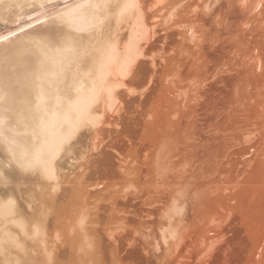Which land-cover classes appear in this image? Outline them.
<instances>
[{
    "label": "bare ground",
    "instance_id": "bare-ground-1",
    "mask_svg": "<svg viewBox=\"0 0 264 264\" xmlns=\"http://www.w3.org/2000/svg\"><path fill=\"white\" fill-rule=\"evenodd\" d=\"M185 0H0V37H5L6 39H0V264H68V262H74L77 258H81V259H77L78 262L77 264L81 263H88L90 264L91 262H88V257H82L84 256L83 254L87 253L85 252L86 250L83 248V246L85 247L86 246V249H88L89 251H94L96 255H98V253L101 251L102 252V249H103V242L104 239H108L105 235H104V232L99 228H101L98 223H96V221H93L94 218L92 217L93 214L94 217H96V214L99 212H93L94 210L95 211H98L100 209L97 210V208L95 209L96 205L94 206L93 204V211L91 210H87L89 209V205L86 203L85 205V202L83 200V202L79 201L82 196H87L86 194H97L98 196H101L100 199H92L91 197L89 198L88 197H85V198H89L90 200H95L97 202V200H100L99 202L101 203V199L104 197V199L106 197H109L108 195H110V189H107L110 188L112 189V193L113 194V198L116 199V202L113 201L114 199L111 198V195H110V200H112V202L115 203V208L117 211H119V209L125 207V209H121V210H126V211H123L126 214H129L130 211L132 212V210H127L129 209V204L131 203V201L133 200V195L130 196V194H128V192L126 193L127 196H125L124 194H122L123 196L120 197V196H117L115 197V187H116V192L117 194L121 195V193H123L125 190H122L121 187H124L123 184H120L122 182L119 181V182H116L115 184L119 185L118 188H117V185L113 184L114 181H113V177L118 176V172L122 169L124 170L123 168L125 166H127L126 168H128V173L125 171V174L128 175L129 174V179H132L134 172L133 170H135L137 167L139 166H133L132 163L129 161H132V160H129V159H133L132 157H134L136 154H135V151L132 150L135 149L138 147V145L140 144V139L142 140V135L140 136L139 135V132L142 131L143 132V129L141 130V127H143V124L142 122L144 121L142 118L141 115H139V120H141L140 124V129L138 128V124L139 122H136L137 124L134 123V125H137V128L136 126L133 127L134 125L131 124V122H134L135 120L138 121V119L136 117H134L135 115L133 114V117L131 115H127L128 116H131L132 117V120H128L126 119L127 121H129V124L127 121L124 120V122H127V123H123L124 126L125 124L128 125V129H126L127 126H125V129L126 131L128 130V132H133L135 131V134L138 135L139 137H142V138H138V136H136L138 139H139V143L137 142V138L134 137V133H129L127 132V135H130L128 138H130L132 135H133V138H130V141L127 139V138H124V139H127L125 141H128L126 144L130 143V145H126L125 143L123 145H126L130 150L133 151L134 153V156H133V153L132 151L130 153H132V156L131 158L127 159L126 156L128 157V154L129 151L127 149V155H124L126 154V152L124 153V151H122V153L120 152V150H125V148L123 149V147L125 146H122V144L120 145V142H117L119 143L120 146H122V149H118L119 150V153L122 154L123 157V163L127 162L128 164H131L130 167H128L129 165H127V163H125L126 165L123 167L121 166L120 168L117 166V165H122L121 164V161H120V157L118 158V156L120 155H117L118 153L116 152V150L114 152H112V154L114 153L115 156L113 155H109L111 154V152L109 153L108 152V146L111 144V143H107L105 147V145H100V146H103L106 151L104 149H102L103 147H100L98 144H102L101 141L103 142L104 141V137H106V135H104V129L102 127H105L107 126L106 125V121L108 120V118L110 119L113 118L112 116H110L111 114L115 113V116L118 117L119 115V111H120V115L119 116H122L123 117V110L121 108H124L122 107V104H125L124 106L126 108H128L127 104L125 103V101H122L121 100V96H122V99L123 97H128L127 95L129 94H132V91L134 92V87L131 86L133 83H136L137 79H139L142 75V73L144 72L143 69H145V72H149L151 75H150V81L152 82V84H154V82H158L157 80H162V77H164V74L162 72H166L168 73L170 71V68H174V67H177V66H173L172 62H174L175 58L180 56L182 57V59L184 58V60L186 59L187 61V58H190L191 60L195 58V54L198 55L199 53V50H194L193 47L190 45L191 43L188 42V39H187V36L184 35L187 33L183 32L182 30H180L179 28L181 27V24L188 21V24H187V27L189 30L193 31L192 29L197 26L196 21H206V20H203V18L205 19V17H208V13H207V16L203 14V18H201L199 15V12L197 14V16L200 17V19H198L197 16H193L194 18H196V20H186V17H189V15L186 13V17L184 14H182V8H180V5H184V2ZM194 0H192V6L195 2H193ZM198 3L200 0H197ZM196 1V2H197ZM202 1V0H201ZM205 2V0H203ZM202 1V2H203ZM208 1V0H206ZM221 1V0H220ZM219 1V2H220ZM187 1H185L186 3ZM201 2V6L204 5L202 4ZM239 3V4H238ZM219 4V3H218ZM187 5V4H186ZM185 5V6H186ZM195 5V4H194ZM197 5V4H196ZM200 5V4H199ZM206 5V4H205ZM264 0H225L224 2L221 3V6L219 8V6L217 7L216 6V10L214 9V14L213 11H212V16L208 17V21L209 22H201L202 23V26L204 24V26L206 27H210V20L211 21H214L215 22V25L216 23L218 24L219 27H216V26H213L211 28H213L215 30V35H218V34H221V35H226V30L229 31L230 30V26L232 27L233 25L234 26H238L237 23V19L240 20L242 19L243 21H245L244 19H248V22L252 21L253 23L255 22V24L257 25L256 27L260 28V29H263L264 27ZM184 6L183 9H186ZM188 6V5H187ZM191 5H189L188 8H190ZM260 6V7H259ZM263 6V8H261ZM214 7V6H213ZM195 8V7H194ZM204 8V7H203ZM206 8V7H205ZM218 8V9H217ZM193 8L189 9V10H192ZM199 9V7H198ZM188 10V9H187ZM206 10V9H204ZM218 10V11H217ZM186 11V10H185ZM184 11V13H185ZM194 11V10H193ZM196 11V10H195ZM194 11V14L195 13ZM217 11V13H216ZM187 12V11H186ZM220 12L222 13L223 12V18L221 17V20L218 22L217 20H215L218 16ZM181 13V14H180ZM192 14V13H191ZM233 14V15H232ZM184 15V17L182 16ZM181 16L184 18H181ZM235 18H234V17ZM220 17V16H219ZM176 18V19H174ZM191 18V16H190ZM189 18V19H190ZM186 20V21H184ZM233 20L234 22L232 23ZM239 20V22H240ZM195 22V23H194ZM199 22V23H200ZM247 22V21H246ZM207 23L209 25H207ZM242 23V22H241ZM245 23V22H243ZM185 24V23H184ZM182 24V25H184ZM233 24V25H231ZM240 24V23H239ZM247 24V23H245ZM245 24H243L245 26ZM250 24V23H249ZM252 24V23H251ZM200 25V24H198ZM242 25V26H243ZM243 26V27H244ZM248 26V25H247ZM186 27V26H184ZM186 27V28H187ZM252 27H254L252 25ZM183 28V26H182ZM239 28V26H238ZM247 28V27H246ZM185 29V28H184ZM183 29V30H184ZM240 29V28H239ZM239 29H235L236 31H238ZM250 30V28H248ZM187 30V29H186ZM188 30V31H189ZM195 30V29H194ZM213 30V31H214ZM234 30V31H235ZM257 30V29H256ZM185 31V30H184ZM200 31V30H199ZM206 31V30H205ZM210 31V29H209ZM231 31V30H230ZM230 31L228 32V34L231 35ZM233 31V30H232ZM241 31V30H240ZM257 31H260V30H257ZM184 33V34H183ZM189 33V32H188ZM201 33V32H200ZM226 33V34H225ZM261 33V32H260ZM193 34V33H192ZM207 34V35H206ZM206 34H203L205 35L204 37L208 36V34H212L211 37L214 35L213 32L212 33H209L207 31ZM234 34V32H233ZM245 34V33H244ZM263 35V33H261ZM202 35V36H203ZM209 35V36H210ZM255 35V34H254ZM259 35V33H258ZM192 36V35H191ZM200 36V37H202ZM208 36V37H209ZM233 36V35H232ZM249 36V35H248ZM251 36V34H250ZM249 36V37H250ZM257 36V34H256ZM264 36V35H263ZM203 37V38H204ZM229 37V36H228ZM240 37V36H239ZM262 37V36H261ZM194 38V37H193ZM207 38V37H206ZM205 38V39H206ZM220 38V37H219ZM217 38V39H219ZM222 38V37H221ZM225 38V36H224ZM231 38V37H230ZM233 38V37H232ZM252 39L253 36L251 37ZM258 38V37H257ZM192 39V37H191ZM197 40H200L198 38H196ZM243 39V38H242ZM256 39V38H255ZM208 40V39H207ZM221 39H219L220 41ZM232 40V39H231ZM246 40V39H245ZM257 40V39H256ZM255 40V41H256ZM264 40V39H262ZM202 41L204 42V39H202ZM251 41V39H250ZM199 42V41H198ZM223 42V41H222ZM226 43V41H224ZM223 42V44H224ZM228 42V41H227ZM257 42V41H256ZM255 42V43H256ZM259 42V40H258ZM263 42V41H262ZM218 43V41H217ZM230 43V42H229ZM233 43V42H232ZM252 43V41H251ZM264 43V42H263ZM206 44V43H205ZM221 44V43H220ZM222 44V45H223ZM244 44V43H243ZM261 44V43H259ZM202 45V44H201ZM207 45V44H206ZM213 45V44H212ZM222 45L220 46V48L222 47ZM226 45V44H225ZM248 45V44H247ZM253 46V45H251ZM257 46V44L255 45ZM260 46V45H259ZM200 47V46H199ZM206 47V46H205ZM204 47V48H205ZM211 47V46H210ZM213 47V46H212ZM229 47V46H228ZM227 47V48H228ZM224 48V46H223ZM222 48V49H223ZM233 48V47H232ZM262 49V47H259ZM264 48V46H263ZM201 49V48H200ZM203 49V48H202ZM207 49V48H206ZM209 49V48H208ZM212 49V48H211ZM244 49V48H243ZM254 49V48H253ZM159 51L158 52V58L155 56V54H157L156 51ZM204 50V49H203ZM203 50H201L202 52H204ZM218 50L220 51V49L218 48ZM247 50V49H246ZM256 51V48L254 49ZM155 51V53L153 52ZM200 51V52H201ZM218 51V52H219ZM243 51V50H242ZM258 51V49H257ZM256 51V52H257ZM261 51V50H259ZM153 52V54H152ZM201 52V53H202ZM217 52V51H216ZM237 52V51H236ZM235 52V53H236ZM210 53V52H209ZM221 53V52H219ZM243 53V52H242ZM247 53V52H245ZM244 53V54H245ZM239 54V53H238ZM258 54V53H257ZM262 54V52H261ZM190 55H192L190 57ZM200 55V53H199ZM198 55V56H199ZM205 56V54H203ZM209 55H212L211 53ZM218 55V53H217ZM252 55V54H251ZM259 55V54H258ZM189 56V57H188ZM207 56V55H206ZM232 56V55H231ZM237 56V55H235ZM244 56V55H243ZM264 56V55H263ZM200 57V56H199ZM197 57V60L194 59V61L197 63L198 61V58ZM208 57V56H207ZM247 57V56H245ZM255 57V56H254ZM262 57V56H261ZM179 58V57H178ZM210 58V57H209ZM236 58V57H235ZM238 58V57H237ZM258 58V57H257ZM181 59V58H180ZM178 59V60H180ZM181 59V60H182ZM204 59V58H203ZM234 59V58H233ZM240 59V58H239ZM263 59V58H262ZM223 60V59H221ZM225 60V59H224ZM236 60V59H235ZM190 60L188 59V62ZM193 61V62H194ZM229 61V60H228ZM238 61H241V60H238ZM255 61V60H254ZM261 61V59H260ZM176 62V61H175ZM185 62L182 60V63H185V65L187 66L189 64V66L191 67V64L193 62ZM214 62V61H213ZM227 62V61H226ZM263 62V61H262ZM261 62V63H262ZM177 63V62H176ZM175 63V64H176ZM180 63V61L178 62ZM188 63V64H186ZM200 63V62H199ZM232 63V62H231ZM174 64V65H175ZM239 65V64H238ZM261 65V64H260ZM181 65H178V67H180ZM182 67H185L182 65ZM181 67V69H177L178 71L182 70L183 68ZM194 67V66H193ZM207 67V66H205ZM214 67V66H213ZM218 67V65L216 66ZM258 67V66H257ZM147 68V69H146ZM172 68V70H173ZM187 68V67H186ZM186 68H184L186 70ZM189 68V67H188ZM219 68V67H218ZM263 68V67H262ZM169 69V70H168ZM176 69L174 68L175 72H178L176 71ZM192 69V68H191ZM221 69V68H220ZM168 70V71H167ZM171 70V72H173ZM188 70V69H187ZM190 70V69H189ZM208 70V69H206ZM239 70V69H238ZM246 70V69H245ZM261 70V68L259 69ZM210 71V70H209ZM212 71V70H211ZM242 71V70H241ZM158 72L162 73L163 76H160V74L158 75ZM164 72V73H165ZM170 72V73H171ZM184 70L181 71V73H183ZM187 71H185L186 73ZM216 72V71H215ZM165 73V74H166ZM174 73V72H173ZM180 73V74H181ZM214 73V71L212 72ZM239 73V72H238ZM241 73V72H240ZM148 74V73H146ZM169 74V73H168ZM172 74V73H171ZM178 74V73H177ZM188 74V73H187ZM229 74V73H228ZM258 74V73H257ZM156 75L157 77L159 78L160 76V79H157L156 78ZM174 75V74H173ZM186 74H184L183 76L180 75L181 77H184ZM217 75V74H216ZM230 75V74H229ZM260 75V74H259ZM143 76V75H142ZM167 76V75H166ZM170 76V75H169ZM179 76V75H175V78ZM211 76V75H209ZM208 76V77H209ZM213 76V75H212ZM252 76V75H251ZM168 77V76H167ZM188 77V76H187ZM186 77V78H187ZM214 77V76H213ZM216 77V76H215ZM220 77V76H219ZM235 77V76H234ZM259 77V76H258ZM147 78V76L145 77ZM148 78H149V75H148ZM166 78V77H164ZM163 78V80H164ZM169 78L171 79V77H168V79H166L167 81H169ZM192 78V77H191ZM207 78V77H206ZM217 78V77H216ZM157 79V80H156ZM180 79V77H179ZM183 78H181V81H182ZM189 79V78H188ZM187 79V80H188ZM214 79V78H213ZM225 79V78H224ZM236 79V78H235ZM252 79V78H251ZM256 79H258L256 77ZM255 79V80H256ZM136 80V81H135ZM148 80V79H146ZM175 80V79H174ZM186 80V81H187ZM190 80V79H189ZM206 80V79H205ZM211 80V79H210ZM216 80V79H214ZM233 80V79H232ZM172 81V80H170ZM169 81V83H170ZM196 81V80H194ZM208 81V80H207ZM145 82V81H144ZM151 82H150V85H151ZM164 82V81H163ZM179 82V81H178ZM219 82V81H217ZM222 82V81H221ZM225 82V81H224ZM243 82V81H242ZM253 82V81H252ZM260 82V81H259ZM258 82V83H259ZM168 83V82H167ZM168 83V85H169ZM177 83V81H176ZM192 83V81H191ZM215 83V82H213ZM156 84H160L159 82L158 83H155ZM165 84V85H164ZM164 88H166V83L164 82ZM171 84V83H170ZM174 84V83H173ZM173 84H171L170 86H172ZM181 84V83H180ZM184 84V83H183ZM220 84V83H218ZM252 84V83H251ZM144 85V83H143ZM147 85V81H146V84ZM176 85V84H175ZM178 85V83H177ZM176 85V86H177ZM199 85V84H198ZM203 85V84H202ZM208 85V84H207ZM239 85V84H238ZM242 85V84H241ZM137 86L138 83H137ZM154 86V85H153ZM162 84H160V86H155L156 87V90H154L155 87H152L153 90H150L151 93L152 91L154 92V94H159L161 88H163ZM169 86V87H170ZM197 86V85H196ZM201 86V85H200ZM255 86V85H254ZM122 87V88H121ZM126 87H129L131 88L127 90L128 91V94L126 93V91H123V90H126L124 88ZM174 88V86H172ZM179 87V86H178ZM223 87V86H222ZM240 87V86H239ZM133 88V89H132ZM151 86H150V89H152ZM159 88V89H157ZM164 88H163V91H164ZM171 88V87H170ZM169 88V89H170ZM186 88V87H185ZM217 88V87H216ZM219 88V87H218ZM236 88V87H235ZM245 88V87H244ZM120 89H123L122 91L125 92L122 93V91ZM138 89V88H136ZM145 88H143V92H138L139 94L137 95H140L144 94L143 95H148L150 94V92L148 93L146 90H144ZM168 87H167V90L166 92L168 91V94H170V91H169ZM203 89V88H201ZM205 89V88H204ZM222 89V88H221ZM253 89V88H252ZM141 90V88H140ZM147 90H149V87L147 88ZM158 90V91H157ZM175 90V89H174ZM174 90L171 92L173 96V92ZM199 90V88H198ZM236 90V89H235ZM263 90V89H262ZM158 93H157V92ZM162 91V90H161ZM162 91V92H163ZM176 91V90H175ZM190 91V90H189ZM202 91V90H201ZM206 91V90H205ZM242 91V90H241ZM161 92V93H162ZM166 92H163V97L164 96H168L167 94L164 95V93ZM177 92V91H176ZM179 92V91H178ZM217 92V91H216ZM180 93V92H179ZM178 93V94H179ZM215 93V92H214ZM258 93V92H257ZM124 96H123V95ZM155 94V95H156ZM219 94V93H218ZM242 94V93H241ZM134 95V94H133ZM132 97L136 98L138 97L139 101H140V96H137V95H134ZM141 95V97L143 96ZM151 95V94H150ZM150 95H148L150 97ZM153 95V93H152ZM151 95V96H152ZM156 97V102H154V99L155 98H152L150 97V99L147 101L146 98L148 99V96H144V101H140L142 102L143 105H139L141 106L142 108L145 107V104L147 105L148 102H149V105L151 104L150 100L152 98L153 102L157 105L158 104V100H162V96L161 98L159 97V95L155 96ZM240 95V94H239ZM252 95V94H251ZM257 95V94H256ZM176 96V95H175ZM198 96V95H197ZM217 96V95H215ZM237 96V95H236ZM244 96V95H243ZM130 97V96H129ZM132 97L130 99H132ZM169 99H167L166 101H169L170 99L172 100V98L170 96H168ZM167 97V98H168ZM184 97V96H183ZM186 97V96H185ZM233 97V96H232ZM132 99L131 101V104L135 101L136 102V99ZM158 98V99H157ZM160 98V99H159ZM192 98V97H191ZM193 98H195V96H193ZM200 98V97H198ZM197 98V99H198ZM202 98H204V96L202 95ZM214 98V97H213ZM254 98V97H253ZM129 99V98H128ZM165 99V97H164ZM189 99V98H188ZM248 99V98H247ZM151 100V101H152ZM171 104L172 102L175 100V98H173V100L171 101ZM183 100V99H182ZM181 100V102H182ZM202 100V99H201ZM208 100V99H207ZM205 101V103L207 102V104L211 105L209 101ZM210 100V99H209ZM128 101V100H127ZM126 101V102H127ZM138 101V100H137ZM137 102L136 104L138 105L140 102ZM164 101H159L160 103L156 106L153 102L152 104H154V107H158V110L157 112L154 111L152 108L151 109H148L146 111V107H145V110L143 108L144 112L143 111V114H146L147 112H151L153 110V112L151 113H148L146 114L147 116H151V114H155L157 113V115L155 116H159L160 114H164L166 113L167 111V114H170L171 113V110L174 109L173 107L174 106H177L176 102H173V106L168 108L170 104H164ZM176 101V100H175ZM200 101V100H199ZM124 102V103H123ZM130 102V100H129ZM134 102V103H135ZM161 102L163 103V105H161ZM168 102V103H170ZM198 102V101H196ZM245 102V101H244ZM133 103L132 106H134L135 104ZM180 103V102H179ZM183 103V102H182ZM141 104V103H140ZM184 104V103H183ZM186 104V102H185ZM184 104V105H185ZM195 104V103H193ZM192 104V105H193ZM202 104V103H201ZM206 104V105H207ZM225 104V103H224ZM130 105V104H129ZM167 105V106H166ZM180 105V104H179ZM204 105V104H203ZM208 105V106H209ZM131 106V105H130ZM138 106V109L139 108ZM162 106L163 108L160 109ZM164 106H166L167 110H164ZM188 106V105H186ZM195 106V105H194ZM207 106V108H208ZM252 106V105H251ZM250 106V107H251ZM137 107V106H135ZM134 107V108H135ZM148 107V105H147ZM180 108V106H177V108ZM192 107V106H191ZM216 107V106H215ZM223 107V106H222ZM187 108V107H186ZM194 108V107H193ZM249 108V106H248ZM120 109V110H119ZM132 109V108H131ZM136 109V108H135ZM170 109V110H169ZM183 109V108H182ZM197 109V108H196ZM201 109V108H200ZM210 109V108H209ZM257 109V108H256ZM129 110V109H128ZM133 110V109H132ZM141 110H139L141 112ZM160 110H164V111H161V113H158ZM174 109V112L178 111L177 114L180 113L179 116H181L180 118L183 119V116L185 114V110L181 112V110H176ZM189 110V109H188ZM202 110V109H201ZM126 112H128L126 109H125ZM130 111V110H129ZM187 111V110H186ZM195 111V110H194ZM194 111H192L194 113ZM216 111V110H215ZM173 112V110H172ZM184 112V114H183ZM207 112V111H205ZM247 112V111H246ZM122 113V114H121ZM130 113V112H129ZM191 113V112H190ZM211 113V112H210ZM159 114V115H158ZM203 114V113H202ZM215 114V113H214ZM250 114V113H249ZM253 114V113H252ZM257 114V113H256ZM125 115V114H124ZM126 115V116H127ZM152 115V116H153ZM183 115V116H182ZM195 115V114H194ZM201 115V114H200ZM206 115V114H205ZM210 115V114H208ZM213 115V114H212ZM137 116V114H136ZM165 117L164 115H161L160 117H156L158 120L160 119H165L167 122L169 120L170 123H172V121L170 120H173L172 118L168 117V115L166 117H168V120L163 117ZM174 116H177L176 114H174ZM178 116V117H179ZM197 116V115H196ZM203 116V115H202ZM246 116V115H245ZM249 116V115H248ZM259 116V115H258ZM162 117V118H161ZM201 117V116H200ZM208 117V116H207ZM212 117V116H211ZM134 118V120H133ZM136 118V119H135ZM147 120L148 117H146ZM155 118V117H153ZM170 118V119H169ZM179 118V119H180ZM186 117L184 116V119ZM203 118V117H202ZM209 118V117H208ZM115 119V118H114ZM122 119V118H121ZM120 119V120H121ZM144 119H145V116H144ZM180 119V120H181ZM197 119V118H195ZM208 121L207 118H205ZM205 119H203V121H205ZM247 119V118H246ZM245 119V120H246ZM250 119V118H249ZM111 120V119H110ZM119 120V123L122 121ZM151 120V119H150ZM156 120V119H155ZM164 120V122H166ZM176 121V118L174 119ZM178 120V118H177ZM179 120V121H180ZM187 119H185L186 121ZM189 120V119H188ZM187 120V121H188ZM202 121V119H200ZM199 120V121H200ZM213 120V119H212ZM210 120V121H212ZM255 120V119H254ZM262 120V118H261ZM131 121V122H130ZM184 120H181L180 122L183 123ZM184 121V123H185ZM186 121V122H187ZM195 121V120H193ZM198 121V122H199ZM107 121V124H111L115 121H112V122H109ZM118 122V121H116ZM151 122L150 124H152V120L149 121ZM149 122L147 123L149 125ZM161 120H160V123L159 125L161 124ZM166 122V123H167ZM174 122V121H173ZM254 122V121H253ZM144 123V122H143ZM157 123V125H158ZM175 123V122H174ZM177 123V121H176ZM181 123V124H182ZM183 123V124H184ZM200 123V122H199ZM202 123V122H201ZM205 123V122H203ZM117 124V123H116ZM121 124V123H120ZM131 124V125H130ZM146 124V126H147ZM154 124V123H153ZM179 124V123H178ZM210 124V123H209ZM119 125V124H118ZM132 126V129L131 127ZM156 125V124H155ZM174 125V124H173ZM199 125V124H198ZM208 125V123H207ZM102 126V127H101ZM109 126V125H108ZM116 126L115 128H118L119 126H122V125H114ZM168 126V125H167ZM189 126V125H188ZM104 127V128H105ZM110 127L112 128V124L110 125ZM110 127H107V129ZM123 127V126H122ZM159 127V126H158ZM164 127V126H162ZM170 127V126H169ZM206 127V125H205ZM212 127V126H211ZM103 130H102V129ZM114 128V129H115ZM135 128V129H134ZM145 128V124H144V127ZM173 127H171L172 129ZM191 128V127H190ZM195 129H197L196 127H194ZM106 129V128H105ZM107 129L105 131H107ZM113 129V131H114ZM120 129H122L120 127ZM119 129V130H120ZM131 129V130H129ZM139 129V130H137ZM154 129V128H153ZM157 129V128H156ZM165 128H160L158 129V131L160 130V132H162L161 130H163ZM193 129V128H192ZM194 129V130H195ZM209 129V128H207ZM205 130L204 132H207L208 130ZM101 130V131H100ZM112 130V129H111ZM124 130V128L121 130V133L120 131L117 133V136L118 134H125L126 131L124 130V133H122V131ZM144 130H147V129H144ZM170 130V129H169ZM168 130V131H169ZM211 130V129H209ZM227 130V129H226ZM259 130V129H258ZM100 131L101 134H103V139L100 140V139H97V138H100L102 137L100 134H98V132ZM110 132V133H113ZM117 130L115 129V132ZM148 131V130H147ZM165 131V130H164ZM182 131V129H181ZM225 131V130H224ZM223 131V132H224ZM115 132L113 133L115 135ZM145 132V131H144ZM159 132V134H161ZM200 132H203V131H200ZM203 132V133H204ZM209 132V131H208ZM207 132V133H208ZM227 132V131H226ZM260 132V131H259ZM108 133V138H109V135L110 133L107 131ZM146 133V132H145ZM153 133V131H152ZM164 133V132H163ZM163 133H162V137L161 135H158L159 137L158 138H162L163 139ZM168 133V132H167ZM172 133V132H171ZM168 134V135H171ZM181 133V132H180ZM193 134V132H191ZM198 133H199V130H198ZM99 137H97L98 135ZM111 134V138H112V135ZM157 134V133H156ZM165 134V133H164ZM197 134V133H196ZM209 134V133H208ZM207 134V135H208ZM96 135V137H94ZM147 135V134H146ZM174 134H172V137H173ZM180 135V134H179ZM184 135V134H183ZM203 135V134H202ZM206 135V134H204ZM206 135V136H207ZM215 136V134H213ZM211 134V137L213 136ZM150 136V134H149ZM240 136V135H239ZM94 137V138H93ZM124 135H122V138L121 140L123 139ZM125 137H126V134H125ZM157 137V136H156ZM168 136H165V139L167 138ZM171 137V136H170ZM168 137V139L170 138ZM180 137L182 138V136L180 135ZM179 137V138H180ZM235 137V136H234ZM260 137V136H259ZM92 139L90 141V139ZM107 138V140H108ZM115 138V137H113ZM117 138V137H116ZM120 138V137H119ZM119 138H117V140H119ZM137 140H135V139ZM145 138V137H144ZM184 138V137H183ZM196 138V137H195ZM198 138V137H197ZM238 138V137H237ZM263 138V136H262ZM89 139V144H95L94 145V148L91 147L90 145H88L86 142V140ZM98 141V144H96V141ZM163 139V144H167L165 142H167V139L165 140ZM172 139V138H171ZM174 139V138H173ZM177 139V138H176ZM185 139V138H184ZM188 139V138H187ZM185 139V140H187ZM193 139V138H192ZM206 139V138H205ZM111 140V139H110ZM116 141V139H114ZM135 140V141H133ZM149 140V143H150V139ZM154 140V139H153ZM182 140V139H180ZM198 140V139H197ZM245 140V139H244ZM263 140V139H262ZM106 141V139H105ZM105 141L103 143H105ZM113 141V140H112ZM113 141L112 143H115L116 142ZM123 140V142H125ZM132 141L135 143H138L137 144V147L134 148V146H136V144L133 143L132 145V148L131 147V144H132ZM143 141V140H142ZM142 141H141V146H142ZM156 141V140H155ZM161 140H157V142ZM174 141V140H173ZM176 141H179V140H176ZM207 141V140H206ZM95 142V143H93ZM110 142V141H108ZM122 142V143H123ZM175 142V141H174ZM180 142V141H179ZM188 142V140H187ZM202 142V141H201ZM241 142V141H239ZM257 142V141H256ZM145 143V142H144ZM144 143H143V146H144ZM148 143V141H147ZM153 143V142H152ZM178 143V142H177ZM195 143V142H194ZM199 143V142H198ZM223 143V142H222ZM155 146H156V143L154 142ZM153 144V146H154ZM158 144V143H157ZM161 144H162V141H161ZM188 144V143H187ZM193 144V143H191ZM196 144V143H195ZM201 144V143H200ZM199 144V145H200ZM256 144V143H255ZM264 144V142H263ZM118 145V146H119ZM147 145V144H146ZM145 145V146H146ZM152 145V144H151ZM160 145V144H159ZM158 145V146H159ZM170 145V144H169ZM181 145H184L181 144ZM203 145V144H202ZM91 147V150L96 149V146L99 148L98 151L96 150V153L93 151H91L90 153L92 154H97L99 151L103 152L105 151V156L104 154H101L103 155L102 157L100 156V153L99 152L97 155V159L94 158V157H90V160L93 161V163H90L91 161L88 160L87 162H89V164L85 163L86 165H93L94 164V168L91 167L89 168V166H84L82 169L80 164L78 163H81L82 162V165L83 163L85 162V158L89 159V153L87 152L89 150V148ZM116 146V145H115ZM143 146L141 147V150L143 148ZM144 146V147H145ZM149 146V145H148ZM152 146V148H153ZM193 146V145H192ZM254 147V145H252ZM251 146V147H252ZM256 146V145H255ZM111 148V145L109 146ZM161 147H163V145H161ZM169 147V146H168ZM176 146H174L175 148ZM180 147V146H179ZM183 147V146H182ZM93 148V149H92ZM101 148V150H100ZM109 148V149H110ZM113 148V147H112ZM111 148V149H112ZM116 148V147H114ZM120 148V147H119ZM147 148V146H146ZM144 150V153L145 151H147L144 155H145V160H147V163H148V160L149 159H153L154 155L152 154L154 152V149H153V152L151 151H148V150ZM155 150L159 151L158 149H160V146L157 147H154ZM172 148V149H174ZM186 148V147H185ZM148 149V148H147ZM169 149V148H168ZM177 149V147H176ZM188 149V148H187ZM190 150L191 149H195V146L194 148H189ZM216 149V147H215ZM103 150V151H102ZM114 150V149H112ZM150 150V148H149ZM161 150V149H160ZM227 150V149H226ZM90 151V150H89ZM110 151V150H109ZM126 151V150H125ZM139 151V150H136V152ZM143 151V150H142ZM157 151H155L154 154H157ZM166 151V150H164ZM169 151V150H167ZM179 151V150H178ZM187 151V150H186ZM194 150H191L190 152H192ZM214 151V150H213ZM107 152V154H106ZM116 152V153H115ZM148 152H151V158H149L150 156H148V159H147V156L146 154ZM175 152V151H174ZM189 152V151H188ZM189 152V155L191 154ZM195 152L198 153V157L200 156L201 152H198V151H194L192 152V156H189L187 154V157L189 156V160L188 158H186L189 162H191V158L194 159L196 158L197 155H193L195 154ZM228 152V151H227ZM226 152V153H227ZM163 152L160 151V154H162ZM166 153V152H165ZM184 153V152H183ZM204 153V152H203ZM215 153V152H213ZM87 154V155H86ZM90 154V155H92ZM138 154H142L138 152ZM142 154V157L144 156ZM149 154V153H148ZM159 154V155H160ZM231 154V153H230ZM202 155V154H201ZM208 155L209 152H208ZM250 155V154H249ZM263 155V154H262ZM86 156V157H85ZM96 156V155H95ZM110 156V157H109ZM121 156V158H122ZM157 156V155H156ZM167 156V155H166ZM174 156V155H173ZM179 156V155H178ZM177 156V157H178ZM182 157V155H180ZM264 156V155H263ZM99 157V159H98ZM101 157V159H100ZM104 157V158H103ZM107 157V158H105ZM114 157V159H113ZM130 157V156H129ZM138 158L139 159V156H135V158ZM141 157V158H142ZM160 158V156H157ZM157 157H155L154 159H156ZM208 157V156H207ZM211 157V156H210ZM209 157V158H210ZM219 157V156H218ZM93 160H92V159ZM113 159V160H110V159ZM115 158H118L120 162V164L118 163H114L117 161V159ZM136 158V159H137ZM144 158V157H143ZM163 158V157H162ZM169 158V157H168ZM174 158V157H173ZM213 158V157H212ZM96 161H95V160ZM128 160V161H125V160ZM134 160V163H138V161H141L140 160ZM153 161H156L154 160ZM161 159V158H160ZM178 159H181V158H178ZM183 160V161H186ZM197 159V158H196ZM195 159V160H196ZM106 160V161H105ZM110 160V161H109ZM145 160L142 159V165L145 164ZM149 161V163L151 164L152 161ZM165 160V159H164ZM173 160V159H172ZM84 161V162H83ZM109 161V163H108ZM137 161V162H135ZM160 161V160H159ZM169 161V159L167 160ZM171 161V160H170ZM187 161V162H188ZM112 162V163H111ZM158 162V160L156 161ZM152 163V165H156L157 163ZM163 162V161H162ZM165 162V161H164ZM175 162L177 163V161L175 160ZM174 162V163H175ZM186 162V163H187ZM188 162V163H189ZM196 162V161H195ZM105 163V164H104ZM133 163V164H134ZM148 163V165H150ZM159 163V162H158ZM185 163V162H184ZM197 163V162H196ZM78 164V167H79V170H81V172L79 173L77 170L78 167L76 166ZM109 164V168L111 167L112 164H114L115 166H117L115 169V173L117 172L116 170H119L115 175V176H112L113 174H115L113 171L114 169L112 170L113 166L111 167V169L108 168V166L106 167V165ZM191 164H194L193 162ZM136 165V164H135ZM142 165L141 166V169H142ZM146 166H148L147 164H145ZM158 165V164H157ZM166 165V164H164ZM178 165V164H177ZM77 167V169L75 167ZM102 166L104 168H108L107 171H109L110 173V170L112 171V175L108 173L106 175H104L106 172L105 170H101L102 169ZM114 166V167H115ZM135 167L133 169V167ZM145 166V167H146ZM162 166V165H160ZM229 166V165H228ZM75 170H74V168ZM87 167L88 169L92 172V175H93V181L91 179H88L89 176H91L90 172H86L85 173V169L87 170ZM101 167V168H100ZM143 166V168H145ZM152 167H155V166H152ZM198 167V166H197ZM95 168H97L98 170H96ZM119 168V169H118ZM125 168V169H126ZM132 168V171L131 169ZM140 168V167H139ZM151 168V167H149ZM215 168V166H214ZM72 169V170H71ZM92 169V170H91ZM94 169V170H93ZM171 169V168H170ZM174 169V168H173ZM232 169V168H231ZM73 170L75 172H73ZM100 170V171H99ZM138 171H140V169L137 168ZM137 170H135V173L137 172ZM143 170V169H142ZM153 170V169H152ZM151 170V171H152ZM155 170V169H154ZM252 170V169H251ZM255 170V169H254ZM261 170V169H260ZM70 171V172H69ZM78 173H77V172ZM104 171V174L101 176L99 174V172H103ZM94 172V173H93ZM124 171H120L121 174L124 175L123 178H125V174L122 173ZM132 172L131 174V178H130V173ZM252 173V171H250ZM89 173V174H87ZM147 173V171H146ZM155 173V172H153ZM163 173V172H162ZM240 173V172H239ZM257 173V171H256ZM120 175V177H122ZM140 174L137 172V175ZM144 174H145V171H144ZM149 174V173H148ZM235 174V173H234ZM70 175L72 177H70ZM87 177H86V176ZM96 175V177H95ZM111 175V176H110ZM136 175V176H137ZM147 175V174H146ZM150 175V174H149ZM259 175V174H257ZM99 176V177H98ZM109 176V177H108ZM133 176V177H132ZM139 176V175H138ZM137 176V177H138ZM145 176V175H144ZM144 176L142 178H144ZM183 176V175H181ZM84 177H86V179H84ZM110 177H112L111 181H109L108 179H110ZM116 177V178H117ZM119 177V178H120ZM127 177V176H126ZM127 177V178H128ZM137 177H135L137 179ZM141 177V176H140ZM147 177V176H146ZM176 177V176H175ZM213 177V176H212ZM229 177V176H228ZM249 177V176H248ZM252 177V176H250ZM264 177V176H263ZM83 178V179H82ZM91 178V177H90ZM116 178L114 180H116ZM226 178V177H225ZM233 178V177H232ZM121 179V178H120ZM119 179V180H120ZM126 179V178H125ZM134 179V178H133ZM254 179V178H253ZM256 179V178H255ZM254 179V181H255ZM83 180H86L87 182H91L89 185L92 186V189L89 188V185H85L86 188L83 189V187H85L84 185V182L86 183V181L83 182ZM88 180H91V181H88ZM126 180V181H128ZM147 180H148V177H147ZM146 180V181H147ZM181 180V179H180ZM82 184H80L81 182ZM112 183V185H108L109 182ZM118 181V180H117ZM126 181H124V183H126ZM133 181V180H132ZM140 181V180H139ZM141 181L143 182V179H141ZM140 181V182H141ZM149 181V180H148ZM204 182V181H203ZM109 183V184H110ZM200 183V182H199ZM105 185L104 188L102 189L101 187L99 188L98 186L99 185ZM127 184V183H126ZM180 183H178L179 185ZM79 185V186H78ZM98 185V186H97ZM108 185V187H107ZM82 186V187H81ZM87 186L89 188V190L87 189ZM114 186V187H113ZM260 185L254 187L256 190H257V187H259ZM262 186V185H261ZM264 186V185H263ZM94 187H98L97 189H95ZM127 187V186H126ZM247 187V186H246ZM106 188V192L108 190V195L107 193L104 191V189ZM175 188V187H174ZM262 188V189H260ZM48 189V190H47ZM101 189V193H105L101 195V193H99V191L97 190H100ZM121 191V193H118L120 192L119 190ZM176 189V188H175ZM223 189V188H222ZM79 192H83L81 193L82 195H80V199H78L77 197V194H76V191ZM95 190V191H93ZM181 190V189H180ZM256 190H254L256 192ZM263 191V187H259V189L257 190V193L259 191V195L261 196L260 194V191ZM103 191V192H102ZM127 191V190H126ZM179 191V189L177 190ZM184 191V190H183ZM261 191V192H262ZM114 192V193H113ZM180 192V191H179ZM178 192V193H179ZM140 193V192H139ZM177 193V194H178ZM183 193V192H182ZM181 193V194H182ZM226 193V192H225ZM116 194V195H117ZM173 194V193H171ZM132 198H130L129 196ZM135 195V194H134ZM139 195V194H138ZM223 195V193H222ZM221 195V196H222ZM256 195V194H255ZM49 196V197H48ZM79 196V195H78ZM93 197V195H91ZM78 199L79 203L75 202L76 199ZM97 197V196H96ZM95 197V198H96ZM119 197V199H118ZM124 197V198H123ZM127 197V198H126ZM173 197V196H172ZM175 197V196H174ZM123 198V201L121 200ZM183 198H187V197H183ZM230 198V197H229ZM75 199V200H74ZM88 199V200H89ZM102 199V201L104 200ZM107 200L109 198H106ZM106 199L104 201H106ZM118 199V201H117ZM131 199V200H129ZM219 199V198H218ZM253 199V198H252ZM89 200V201H90ZM91 200V202H92ZM109 200V201H110ZM121 200V201H120ZM126 200H129V203L128 201ZM185 200V199H184ZM187 200V199H186ZM228 200V199H227ZM230 200V199H229ZM259 200V199H258ZM87 201V199L85 200ZM88 201V202H89ZM95 201H93L94 203H96ZM120 201V202H119ZM128 204H125L126 202ZM220 201V200H219ZM262 201V200H261ZM74 202V203H73ZM91 202H89L91 204ZM92 202V203H93ZM98 202V203H99ZM108 202V201H107ZM104 202V205L102 207L105 206L106 209H110L108 206H110L109 202ZM118 202V203H117ZM122 202H125V203H122ZM138 202V201H137ZM140 202V201H139ZM175 203H177V200L174 201ZM173 202V204H174ZM183 202V201H182ZM225 202V200L223 201ZM260 202V201H259ZM259 202H256L258 203L259 205ZM74 204V207H73V204ZM81 203H84V204H81ZM99 203V204H100ZM103 203V202H102ZM102 203L100 205H102ZM106 203V205H105ZM117 203V204H116ZM121 203V204H120ZM142 203V201H141ZM263 203V202H261ZM260 203V204H261ZM76 204V205H75ZM81 206H85L88 207L84 210H86V214L87 213H90L93 212V214H91V216H86L85 213L82 212L83 210V207L81 208ZM98 204V206H99ZM109 204V205H108ZM120 204V205H119ZM125 204V205H123ZM136 204V203H135ZM145 204V202H144ZM142 204V205H144ZM149 204V203H148ZM147 204V205H148ZM172 204V205H173ZM178 204V203H177ZM180 204H182L180 202ZM184 204V203H183ZM219 204V203H218ZM227 204V203H226ZM230 204V203H229ZM234 204V203H232ZM236 204V203H235ZM238 204V203H237ZM88 205V206H87ZM91 205V206H92ZM119 205V207H118ZM123 205V207H122ZM132 205V203H131ZM130 205V207L132 208V206ZM141 205V204H140ZM187 205V204H186ZM222 205V204H221ZM220 205V206H221ZM252 205V204H251ZM264 205V203H263ZM262 205V208H264V206ZM107 206V207H106ZM114 206V204H113ZM174 206V205H173ZM172 206V207H173ZM180 206V205H179ZM185 206V205H184ZM219 206V205H218ZM224 206V204H223ZM238 206V205H237ZM249 206V205H248ZM72 207L74 209H72ZM75 207H76V210H75ZM80 207L82 210H79ZM111 207V206H110ZM118 207V208H117ZM133 207H137L136 205L133 206ZM142 207V206H140ZM175 207H176V204H175ZM186 207V206H185ZM183 207V208H185ZM228 207V206H227ZM230 207V206H229ZM252 207V206H251ZM78 208V209H77ZM101 208V207H100ZM130 208V209H131ZM148 207H146L147 209ZM181 208H182V205H181ZM180 208V209H181ZM195 208V207H194ZM224 208V207H223ZM103 210V208H101ZM136 209V208H135ZM139 209V208H138ZM166 209V208H165ZM175 211L172 209V211L174 213H176V208H174ZM180 209H178V211L180 212ZM209 209V208H208ZM222 209V208H221ZM219 209V210H221ZM226 209V208H225ZM231 209H233L231 207ZM240 209V208H239ZM251 209V208H250ZM256 209V208H255ZM254 209V210H255ZM83 210V211H84ZM112 210H113V207H112ZM137 210V209H136ZM142 210V209H141ZM200 210V209H199ZM203 210V209H202ZM211 210V209H210ZM219 210H216L219 211ZM234 210V209H233ZM231 210V211H233ZM88 211V212H87ZM91 211V212H90ZM107 211V214L109 216V210H106ZM105 210L102 211V212H106ZM128 211V212H127ZM138 211V210H137ZM224 211V210H222ZM229 211V210H228ZM227 211V212H228ZM263 212V210H261ZM261 211H260V215L258 213V216H262L261 215ZM72 212L74 213L72 215ZM85 212V211H84ZM101 212V210H100ZM113 215L111 214V210H110V215L112 216V219H114V222L117 220V218H119L118 216L122 215L119 214L117 216V218L115 217L116 215V212L113 211ZM127 212V213H126ZM136 212V211H135ZM146 212V211H145ZM151 212V211H150ZM208 212V211H207ZM211 212V211H210ZM213 212V211H212ZM123 213V215H124ZM138 213V212H137ZM140 213H142V211H140ZM143 213H144V210H143ZM170 213V212H169ZM172 213V215L174 214ZM214 213V212H213ZM220 213V211L218 212V214ZM224 213V212H223ZM238 213V212H237ZM131 214V213H130ZM147 214V213H146ZM182 214V212H181ZM204 214V213H203ZM226 214V213H225ZM245 214V213H244ZM250 214V213H249ZM263 214V213H262ZM99 215H102L101 213ZM106 215V213H105ZM122 215V216H123ZM134 216V212L133 214H131L130 216ZM137 215V214H136ZM161 215V214H160ZM175 215V214H174ZM216 215V214H215ZM221 215V214H220ZM255 215V213H254ZM50 218H49V217ZM86 216V217H85ZM98 216V215H97ZM114 216V217H113ZM130 216H128V218H130ZM142 215L140 214L139 217H141ZM218 216V215H217ZM225 216V215H224ZM236 216V214H235ZM247 216V215H246ZM49 219H48V218ZM92 219L90 220L89 218ZM100 216H98L99 218ZM107 217V216H106ZM110 217V216H109ZM125 217V216H124ZM127 217V216H126ZM228 217V216H227ZM245 217V216H244ZM75 218V223H72V219ZM78 218V219H77ZM111 218V217H110ZM116 218V219H115ZM177 218V217H176ZM175 218V219H176ZM225 218V217H224ZM248 218V217H247ZM87 220L89 219V221H84V220ZM96 219V218H95ZM104 219V218H103ZM106 219V218H105ZM109 218H107L108 220ZM110 219V220H112ZM119 219H122V217H120ZM145 219V218H144ZM208 219V217H207ZM213 219V218H212ZM215 219V217H214ZM220 219V217L218 218V220ZM228 219V218H225V220ZM231 219V218H230ZM258 219V218H257ZM71 220V221H69ZM105 220V221H107ZM134 220V219H132ZM141 220V219H140ZM138 220V221H140ZM205 220V219H204ZM242 220V219H241ZM250 220V219H249ZM248 220V221H249ZM262 220V218H261ZM264 220V219H263ZM95 222L97 225V227L95 226H90L89 224H91V222ZM113 221V220H112ZM125 221V220H124ZM127 221V220H126ZM129 221V220H128ZM143 221H147V217H146V220H143ZM155 221V220H154ZM201 221V220H200ZM199 221V222H200ZM206 221V220H205ZM212 221V220H211ZM247 221V223H248ZM58 222V223H56ZM63 222V223H62ZM74 222V221H73ZM90 222V223H88ZM99 222V221H97ZM109 223V220L107 221ZM113 223V225H109V227L111 226V229H114L116 227V223ZM119 225H124V223H122L123 221L122 220H117V223H120ZM130 222H133V221H129ZM137 222V221H136ZM175 222V221H174ZM198 222V221H197ZM202 222V221H201ZM223 222V221H222ZM240 222V221H239ZM128 223V224H129ZM171 223V222H170ZM169 223V226H171ZM183 223V222H182ZM189 223V222H188ZM206 223V222H204ZM211 223V222H210ZM216 223V222H214ZM227 223V221H226ZM233 223V222H232ZM242 223V222H241ZM59 224V226L62 224L63 226L61 227V229L59 230H66L69 232L67 233L66 235L67 236H70L67 237L64 235V238H68L70 240L65 242L67 240L64 239V241L62 240V237L60 238V236L62 235L61 233L65 234L66 232L65 231H60V234L59 232H55V231H52L50 233V235H48V230L52 227H54V229H57V228H60V227H56L57 225ZM102 224V223H101ZM106 224V226L108 225L106 222H103V226ZM127 223H125V226L126 228ZM130 224H133L134 225V222L133 223H130ZM141 224V223H140ZM139 224V225H140ZM172 224V223H171ZM175 224V223H174ZM203 224V223H202ZM250 224V223H249ZM248 224V226H249ZM91 228H89V226ZM118 225V224H117ZM133 225H130L131 228H133ZM177 222H176V225L177 226ZM183 225V224H182ZM207 225V224H206ZM209 225V224H208ZM212 225V224H211ZM214 225V224H213ZM233 225V224H231ZM239 225V224H238ZM102 226V225H101ZM124 226V227H125ZM138 225H136L137 227ZM160 226V225H159ZM174 226V225H172ZM171 226V227H172ZM174 226V227H175ZM180 226V225H178ZM185 227H188L186 225H184ZM183 226V227H184ZM203 226V225H202ZM230 226V225H229ZM236 226V225H235ZM234 226V227H235ZM254 226V225H253ZM260 226V225H259ZM56 227V228H55ZM64 227V228H63ZM92 227H95L94 229H97L98 230H94ZM114 227V228H113ZM135 225H134V228H136ZM139 227V226H138ZM201 227V226H200ZM206 227V226H205ZM213 227V226H212ZM105 229V227H102V229ZM108 228V227H107ZM117 229L119 227H116ZM123 228V227H122ZM130 228V227H129ZM128 228V229H129ZM140 228V227H139ZM142 228V227H141ZM165 228V227H164ZM215 228V227H214ZM221 228V227H220ZM226 228V227H224ZM230 228V227H229ZM238 228V227H237ZM259 228V227H258ZM110 229V228H109ZM108 229V230H109ZM111 229H110V232H111ZM121 229V228H120ZM181 229V228H180ZM179 229V230H180ZM184 229V228H183ZM187 229V228H186ZM240 229V228H239ZM242 229V228H241ZM107 230V229H105ZM134 230V229H133ZM174 232H175V228H173ZM198 230V229H197ZM210 230V229H209ZM229 230V229H228ZM243 230V229H242ZM258 230V229H257ZM99 231H102V235H104L103 238H101L102 236L100 235L101 233H99ZM122 231V230H121ZM163 231V230H162ZM166 231V230H165ZM164 231V232H165ZM171 231V230H170ZM186 231V230H185ZM216 231V229H215ZM220 231V229H219ZM222 231L223 228H222ZM236 231V230H235ZM55 232L56 234V237L54 238V233ZM131 232V230H130ZM130 232L128 234H130ZM134 232V231H133ZM168 232V231H167ZM166 232V233H167ZM229 232V231H228ZM261 232V231H259ZM73 233H77L78 235L80 234V236L82 238H80L79 240H82V243H83V246H80L78 247L79 243L77 239V236H76V239H72L73 238ZM115 233V232H114ZM169 233V232H168ZM189 233V232H188ZM208 233V232H207ZM212 233V232H211ZM226 233V232H225ZM232 233V232H231ZM239 233V232H238ZM249 233V232H248ZM247 233V234H248ZM256 233V232H255ZM58 234V235H57ZM106 234V232H105ZM112 234V233H110ZM117 234V233H116ZM118 234L120 235V233L118 232ZM173 234V231L172 233ZM171 234H168V237H170L169 235ZM178 234V233H177ZM180 234V232H179ZM183 234V233H182ZM241 234V233H240ZM239 234V235H240ZM245 234V232H244ZM48 235V236H47ZM115 235V234H114ZM114 235H112L114 237ZM121 235H122V232H121ZM125 236L127 235V233L124 234ZM124 235H122L123 237H125ZM163 235V234H162ZM174 236L176 234H173ZM216 235V234H215ZM220 235V234H219ZM231 235V234H230ZM252 235V234H251ZM256 235V234H255ZM261 235V233H260ZM258 234V236H260ZM52 236V237H50ZM59 239H58V237ZM118 236V235H116ZM144 236V235H143ZM212 236V235H211ZM210 238H213L211 237ZM224 236V234H223ZM236 236V235H235ZM242 235H240L241 237ZM245 236V235H244ZM243 236V237H244ZM250 236V235H249ZM262 236V235H261ZM49 239H47V238ZM50 237V238H49ZM109 237V236H108ZM121 237V236H120ZM118 236V238H120ZM121 237V240L122 238ZM127 237H130L131 236H127ZM179 238L178 236H175V238ZM197 237V236H196ZM216 237V236H215ZM220 237V236H219ZM229 237V235H228ZM238 237V236H237ZM254 237V236H253ZM257 237V236H256ZM58 241V240H61V244L60 243H56L55 240ZM58 240H57V239ZM117 238V237H115ZM129 238V239H130ZM133 238V237H132ZM162 238H164L162 236ZM183 237H181L182 239ZM206 238H207V235H206ZM209 238V237H208ZM209 238V239H210ZM218 238V237H217ZM223 238V237H222ZM226 238V237H225ZM230 238V237H229ZM53 239V240H52ZM135 239V238H134ZM167 239V238H166ZM180 239V238H179ZM177 239V240H179ZM185 239V237L183 238V240H181V242H183ZM188 239V238H187ZM208 239V240H209ZM221 239V237H220ZM219 239V241H220ZM224 239V238H223ZM254 239V238H252ZM258 239V238H256ZM261 239V238H259ZM51 240V242H50ZM111 240V239H110ZM114 240V238H113ZM128 240V238H127ZM136 240V239H135ZM161 240V238H160ZM165 240V239H163ZM212 240V239H211ZM214 240V239H213ZM212 240V242H213ZM227 240V239H225ZM251 240V239H250ZM52 241H54V244H52ZM72 241V242H71ZM75 241V242H73ZM103 241V242H102ZM107 241V240H106ZM116 241V240H114ZM118 241V240H117ZM116 241V242H117ZM120 241V240H119ZM124 241H125V238H124ZM129 241V240H128ZM157 241V240H156ZM188 241V240H187ZM192 241V240H190ZM215 241L217 242V240L215 239ZM218 241V243H219ZM224 241V240H223ZM222 241V242H223ZM228 241V240H227ZM232 241V239H231ZM237 241V239L235 240ZM253 241V240H252ZM261 241V240H260ZM113 242V241H112ZM111 242V243H112ZM133 242V241H132ZM135 242V241H134ZM165 242V241H164ZM178 242V241H177ZM186 242V241H185ZM184 242V244H185ZM201 242V241H199ZM207 242V241H206ZM215 242V243H216ZM251 242V241H250ZM56 243V244H55ZM71 243V244H70ZM73 243H74V246L78 247V248H74L73 246ZM75 243H77L75 245ZM80 243V244H82ZM107 242H105V248H106V245L108 246L109 244H106ZM109 243V242H108ZM110 243V245H111ZM120 243V242H119ZM124 243V242H123ZM127 243V242H126ZM130 243V242H129ZM142 243V242H141ZM147 243V242H146ZM172 243V242H171ZM180 242H178L177 244L179 245ZM202 243V242H201ZM214 243V245H216ZM224 243V242H223ZM229 243V242H228ZM231 243V242H230ZM234 243V241H233ZM231 243V244H233ZM254 243V241H253ZM259 243V242H258ZM256 246H257V244ZM264 243V242H262ZM261 243V244H262ZM121 244V243H120ZM136 244V242H135ZM137 244H140V243H137ZM175 244V243H174ZM189 244V243H188ZM210 245V243H208ZM221 244V242H220ZM219 244V247L221 248L220 251H222V246H220ZM235 244V243H234ZM233 244V246H234ZM246 244V243H245ZM250 244V243H249ZM108 246L106 248V250L111 247V246ZM118 245V244H117ZM125 245V244H123ZM133 246V244H131ZM130 245V246H131ZM162 245V243H161ZM183 245V244H182ZM195 245V244H194ZM200 245V243H199ZM205 245V243H204ZM214 245H212L214 247ZM222 245H225V244H222ZM228 245V244H227ZM238 245V244H236ZM260 244H258L259 246ZM263 245V244H262ZM71 246L73 247L71 249ZM129 246V247H130ZM135 246V245H134ZM133 246V247H134ZM137 246V245H136ZM140 246V245H139ZM138 249H141V250H138L137 247L136 249L138 251L143 252L144 250L142 248H139ZM185 247V245H183ZM182 246V247H183ZM198 246V244H197ZM211 246V245H210ZM211 246V247H212ZM217 246V245H216ZM230 246V245H229ZM228 246V247H229ZM243 246V245H242ZM241 246V247H242ZM246 246V245H245ZM253 246V245H252ZM114 247V245H113ZM112 247V248H113ZM116 247V245H115ZM120 247V245H119ZM146 247V246H145ZM144 247V249H146ZM168 247V246H167ZM181 247V245H180ZM181 247V250H185V249H182ZM195 247V246H194ZM193 247V248H194ZM204 247V246H203ZM208 248V246H206ZM212 247V249H213ZM227 247V246H226ZM227 247V248H228ZM239 247V246H238ZM240 247V248H241ZM105 248L103 250H105ZM111 248V249H112ZM124 248V246H123ZM127 246L125 247V250H122L123 253L127 252L128 253V256H126L124 263L125 264H133L132 262V257L130 258V254L133 253L131 247L129 249L131 250H127L126 249ZM188 248V247H187ZM192 248V246H191ZM192 248V249H193ZM196 248V247H195ZM232 248V247H231ZM231 248H228V249H231ZM235 248V246H234ZM232 248V249H234ZM239 248V249H240ZM244 248V247H243ZM256 247H254V250H255ZM259 248V247H257ZM256 248V250H257ZM262 248V246H261ZM75 249V250H74ZM82 251H80V250ZM110 249V248H109ZM107 250L106 253H103V255H106L109 257V255H113L114 253H112L111 251L112 250H116L118 249L116 247V249H110V250ZM135 249V248H134ZM133 249V250H134ZM135 249V250H136ZM157 249V248H156ZM211 249V248H210ZM218 249V248H216ZM238 249V248H237ZM237 249L235 248L234 251H237ZM264 249V248H262ZM85 250V251H84ZM87 250V251H88ZM148 251V249H146ZM179 250V251H181ZM187 250V249H186ZM191 250V249H190ZM189 250V252H190ZM194 250V249H193ZM197 250V248L195 249ZM199 250H201L199 248ZM215 250V249H213ZM225 250V249H223ZM243 249H241L242 251ZM248 250V249H247ZM77 251V253H76ZM121 251V252H122ZM130 251V252H129ZM132 251V253H131ZM146 251V252H147ZM153 251V250H152ZM176 251V250H175ZM206 251H208V249H206ZM219 251V252H220ZM227 251V249H226ZM224 251V252H226ZM249 251V250H248ZM252 251V250H251ZM262 251V250H260ZM73 252V254H72ZM81 252V254L79 253ZM85 252V253H84ZM110 252V254H109ZM136 252V251H134ZM155 253V251H153ZM209 252V251H208ZM214 252V251H213ZM212 252V253H213ZM218 252V253H219ZM223 252V251H222ZM253 252V251H252ZM256 252V251H254ZM253 252V253H254ZM101 253V254H102ZM112 253V254H111ZM119 253V252H118ZM117 253V254H118ZM145 253V251H144ZM151 253V252H150ZM149 253V254H150ZM171 253V252H170ZM177 253V252H176ZM182 254V252H180ZM184 253V251H183ZM193 253V252H192ZM198 253V252H197ZM217 253V254H218ZM227 253V252H226ZM228 253H232V252H229ZM238 253V252H237ZM236 253V254H237ZM244 253V252H243ZM241 253V254H243ZM257 253V252H256ZM74 255L72 256V258L75 260H69L70 259V255ZM76 254V255H75ZM80 254V255H79ZM89 253H87L88 255ZM109 254V255H107ZM117 254L115 255V257L117 256ZM186 254V253H184ZM191 254V253H189ZM188 254V255H189ZM210 254V253H209ZM215 254V253H214ZM225 254V253H224ZM222 254V258L226 255ZM227 254V255H229ZM235 254V253H234ZM235 254V255H236ZM246 254V253H245ZM255 254V253H254ZM258 254V253H257ZM262 254V253H261ZM123 255V254H122ZM122 255L120 257H122ZM126 255V253H125ZM124 255V256H125ZM130 255V256H129ZM134 255V254H132ZM142 255V254H141ZM151 255V254H150ZM194 256V254H191ZM203 255V254H202ZM233 255V254H232ZM231 255V257H232ZM239 255V254H238ZM237 255V256H238ZM251 255V253H250ZM249 255V256H250ZM253 255V254H252ZM263 255V254H262ZM106 256H103L106 260H107V257ZM135 256V255H134ZM133 258L136 259L135 257H137V255ZM138 256H140V254H138ZM153 256V255H151ZM165 256V255H164ZM166 256H168L166 254ZM172 256V254H171ZM181 256V255H178V257ZM186 256V255H185ZM184 256V257H185ZM190 256V255H189ZM192 256V258H193ZM213 256V255H212ZM220 256V255H218ZM240 256V255H239ZM244 256V255H243ZM258 256V255H257ZM101 257V256H100ZM99 257V258H100ZM119 257V258H120ZM144 257V256H143ZM170 257V256H169ZM176 257V255L174 256ZM187 257V256H186ZM195 257V256H194ZM199 256H197L198 258ZM211 257V255H210ZM235 256L233 255V258ZM84 258V261H87V262H82ZM96 258V257H95ZM112 258H114L112 256ZM118 258V257H117ZM165 258V257H163ZM172 258V257H171ZM196 258V257H195ZM205 258V257H204ZM209 258V257H208ZM229 258V256H228ZM233 258H231L232 260H234ZM247 258V257H246ZM252 260H253V257H251ZM257 258V257H256ZM256 258L255 261H256ZM264 258V257H263ZM262 258V260H264ZM122 259H124L122 257ZM158 259V258H156ZM161 259V258H160ZM174 259V258H173ZM180 259V258H178ZM177 259V260H178ZM189 259V258H188ZM200 259V258H198ZM196 259V261L198 260ZM206 259V258H205ZM204 259V260H205ZM212 259V258H211ZM211 259L209 260L210 263H211ZM214 259V258H213ZM216 259V258H215ZM214 259V260H215ZM227 259V258H226ZM231 259L229 258V260L231 261ZM240 260V258H237ZM260 259V258H259ZM259 259L256 261V263L259 261ZM109 261H111L110 263L113 264L115 261L112 259H108ZM108 260L105 262L103 261L104 264H106L108 262ZM116 260V259H115ZM119 260V259H118ZM141 260V259H139ZM138 260V261H139ZM166 260V259H165ZM163 259V261H165ZM169 260V258H168ZM175 260V262L177 261ZM186 260V259H185ZM203 260V261H204ZM207 260V259H206ZM207 260V261H208ZM222 261V259H220ZM225 260V259H224ZM236 260V259H235ZM250 260V259H249ZM248 260V261H249ZM260 260V262L262 261ZM80 261V262H79ZM94 261V260H93ZM99 261V260H98ZM97 261V263H99ZM101 261V260H100ZM121 261V260H120ZM119 261V262H120ZM162 261V262H163ZM180 261V260H179ZM183 261V259H182ZM226 261V260H225ZM224 261V262H225ZM228 261V260H227ZM242 261V260H241ZM247 261V260H246ZM75 262V263H76ZM113 262V263H112ZM122 262V261H121ZM120 264H123L121 263ZM137 261H134V264H140L139 263H136ZM142 264H143V261H141ZM172 262V260H171ZM174 262V263H175ZM185 262V261H184ZM192 262V260H191ZM190 262V263H191ZM194 262V261H193ZM200 262V261H198ZM218 262V261H217ZM220 262V261H219ZM238 262V261H237ZM240 262V261H239ZM238 262V263H239ZM250 262V261H249ZM263 262V261H262ZM74 263V264H75ZM159 263V262H158ZM165 263V262H164ZM190 263H187V264H190ZM205 263V262H204ZM229 264V262H226V264ZM235 263V262H234ZM232 263V264H234ZM252 263V262H251ZM250 263V264H251ZM259 263V262H258ZM72 264V263H71ZM102 264V263H101ZM116 264V263H115ZM118 264V263H117ZM144 264H146L144 262ZM166 264H169L168 261H166ZM179 264V263H178ZM183 264V263H182ZM185 264V263H184ZM194 264V263H193ZM199 264V263H198ZM206 264V263H205ZM224 264V263H222ZM253 264H254V261H253ZM260 264V263H259ZM262 264V263H261ZM264 264V262H263Z\"/></svg>",
    "mask_w": 264,
    "mask_h": 264
},
{
    "label": "rangeland",
    "instance_id": "rangeland-1",
    "mask_svg": "<svg viewBox=\"0 0 264 264\" xmlns=\"http://www.w3.org/2000/svg\"><path fill=\"white\" fill-rule=\"evenodd\" d=\"M185 1H187L186 3H185ZM183 3H184V5H180V8H182V14H184L185 15V17H186V13L189 15V17H186V20H191L192 19V17L193 16H197V14H198V12H199V16L201 17V16H203V14H204V16L203 17H205V15L207 16V13L209 14L208 15V17H210V16H212V14H214L215 12H214V9L216 8V6L218 7L219 6V8H220V6H221V3L222 2H224L225 0H208V1H206L205 0V4L200 0L199 1V3H198V1L197 0H194L193 2H195L194 4H193V6H192V0H185ZM197 1V2H196ZM220 1V2H219ZM201 2H202V4H204V5H202L201 6ZM219 3V4H218ZM188 6H187V5ZM197 4V5H196ZM200 4V5H199ZM239 4V3H238ZM186 5V6H185ZM189 5H191L190 6V8H188L189 7ZM184 6H185V8L186 9H183L184 8ZM214 6V7H213ZM264 6V5H263ZM263 6L261 7V8H263ZM195 7V8H194ZM198 7H199V9H198ZM204 7V8H203ZM206 7V8H205ZM260 7V6H259ZM191 8H193L192 10H189V9H191ZM188 9V10H187ZM204 9H206V10H204ZM218 9V8H217ZM187 12H186V11ZM196 10H198L197 11V13H196V11H195V13L196 14H194V11ZM213 11V13H212V11ZM216 10V9H215ZM184 11H185V13H184ZM218 11V10H217ZM217 11H216V13H217ZM212 14H211V13ZM192 13V14H191ZM181 14V13H180ZM218 14H219V12H218ZM220 14H222L223 15V12L221 13L220 12ZM219 14V16L215 19V20H217L218 22L221 20V17L223 18V16L222 15H220ZM184 15H182L183 17H184ZM233 15V14H232ZM181 16V18H183ZM190 16H191V18H190ZM199 16H197L198 17V19H200V17ZM197 17H193V19L192 20H196V18ZM203 17H201V18H203ZM208 17H205V19L203 18V20H206L207 22H209L207 19H208ZM234 17V16H233ZM190 18V19H189ZM207 18V19H206ZM235 18V17H234ZM174 19H176V18H174ZM184 19V18H183ZM237 19V21H238V23H237V25L239 26V28H238V26H234L233 24H231V25H233L232 27L230 26V33H231V35L230 34H228V32L229 31H227L226 30V35H224L225 36V38H224V36L223 35H221V34H218V35H215L214 33H215V30L213 29V28H211V27H213V26H216V27H219L218 26V24L216 23V25H215V22L214 21H211L210 20V27L208 26V27H206V26H204V24H203V26H202V23L204 22V21H201L200 22V20L199 21H196V23L195 24H197V26H195L192 30L193 31H191V30H189L188 29V27H187V24H188V21H186V20H184V21H186V22H184V23H182V24H184V25H182L181 24V27L179 28L180 30H182L183 32H185L186 33V31H187V33L186 34H184V35H186L187 36V39H188V42L189 43H191L190 45L193 47V49L194 50H199V53H200V55H199V53H198V55L200 56H198L197 54H195V55H193V56H195V58L192 56V55H190V57L192 56L195 60H197V57H199L198 58V61H197V63L194 61V59H190V58H187V61H186V59L184 60V58L182 59V57H180V56H178V57H176L175 58V60H174V62H172L173 64V66H177V67H174L175 69L177 68V69H181V67H182V65L183 66H185V67H182L183 69L182 70H184V72L183 73H181V71L182 70H180V71H178L177 69H176V71H178V72H175V70H174V68H173V70H172V68H170V71L168 72V73H166L165 71V73L164 72H162L163 74H164V77H166V78H164V77H162V80H157V79H160V76H163V74L162 73H160V72H158V75L160 74V76H159V78L157 77V75H156V80L160 83V84H162V86H163V88L165 87L164 85V82L166 83V88H164V91H163V88H161V90L163 91V92H166V90H167V87H168V89H169V91H170V94H168V91L166 92V93H164V95L165 94H167L168 96H170L171 98L173 97V98H175V100L173 101V102H176V104H177V102H178V104H177V106H180V108L178 107L177 108V106H174L173 108L174 109H176V110H181V112H182V110L184 111L185 110V114H184V112H183V114H184V116L186 117L185 119H189L187 122L185 121V119H184V116H183V119H181L182 117L181 116H179L180 115V113L179 114H177L178 113V111H176V112H174V109H172V108H170V107H172L173 106V102H172V104H171V102H170V100L169 101H166L167 99H169V97L167 98L166 96H164L165 97V99H164V97L162 96L163 95V92L160 90L159 92V94H154V92L152 91V93H153V95H152V93H151V91L150 90H153V88L152 87H155V86H160V84H156L155 85V83H158V82H154V84H152V82L149 80L150 79V73L149 72H145V69H143V73H142V75H141V77L139 78V79H137V81H136V83H133L131 86H133L134 87V92L131 90V88H129V87H127L128 89H130L131 91H132V94H130V92H129V94H128V91L129 90H127V88L125 87H123L124 89H126V90H123V89H120L121 91L123 90V91H126V93L128 94L127 96L128 97H125L123 94V99H122V96H121V100L122 101H125V103L128 105L127 107L128 108H126L124 105L125 104H122V107H124V108H121L124 112H123V117L122 116H119L120 115V111H119V115H118V117L117 116H115V113H113V114H111L110 116H114L113 118H111L110 117V119L108 118V120L107 121H109V122H112V121H115V122H113V123H111L112 124V128L110 127V123L109 124H107V121H106V127H105V125H104V127L107 129V127H110V129L108 128L107 129V131L110 133V132H112L113 131V129L116 127V126H114V125H117V126H119V125H122V126H119L118 128H115L117 131L115 132V129H114V131H113V133L115 132V135L113 134V133H110V135H109V138H108V133H107V131H105L106 129L104 128V127H102L101 129L104 131V135H106V137L108 138V140H107V138H105L104 137V141H105V139H106V141H105V143H103L102 141H101V143L102 144H98V141L99 140H97V139H100V140H102L103 139V134H101L100 133V131L98 132V134H100L102 137H100V138H97V137H99V135L98 134H96V135H98L97 137H96V135L94 136V137H96L97 139H95V140H97L96 141V144H98L99 146L100 145H105V147L106 146H108V145H106L107 143L109 144V143H111L110 145H111V148L112 149H114V150H112L109 146L107 147L108 148V152L110 153L111 152V154H109L110 156L111 155H113V156H115L117 153V155H120L121 153H122V151H124V153L126 152V154H124V155H127V149H128V151L130 150L126 145H130V143H128V144H126L128 141H125V140H129V142H131L130 141V138H133V135H134V137L135 138H137L136 136H138V135H136V134H138V133H136L135 131V133L133 132V130H132V132L134 133H132L131 131L130 132H128V130L126 131V129H128V125L127 124H125V126H127L126 127V129H125V126H124V124L123 123H127L128 122V124H129V121H127L126 119H130V120H132V117H133V114L135 115L134 117H136L137 119H138V121L137 120H135L134 122H131V124L132 125H134V123L135 124H137L136 122H139V124H138V126L140 125L141 126V124H140V122H141V120H139V115H141L142 116V118L141 119H143L144 121V123L142 122V124H143V127H144V124H145V128H143V127H141V130L143 129V132L142 131H140L139 132V135L141 134L142 135V137H143V135H144V137L142 138V137H139L138 136V138L140 139V138H142V140L140 139V144H141V141H142V146H143V143H144V146L146 145L147 146V148H146V146L144 147L143 146V148H142V150H141V145L139 144L138 145V147H137V144L139 143V139L137 140V139H135V140H137V142L138 143H134L133 141H135V140H133L132 141V144H131V147L130 148H132V145H133V143L134 144H136V146H134V148H136V150H139V151H137L136 152V150L135 149H133L132 148V150H134L135 151V156H139V159L138 160H140L141 159V161H138V163H134V160H137L136 158H135V156H134V153H133V151L132 150H130L129 151V153L128 154H130V155H128V157L126 156V158L127 159H129V158H131V156H132V153H133V156L134 157H132V158H134V160L133 159H129V160H132V161H129V163L131 162L132 163V165L133 166H139V167H137L138 169H140V171H138L137 170V168L135 169V170H137V172L138 173H140V174H138L137 175V172L135 173V170H133V172H134V174L135 175H133V176H135V177H137V179L135 178V177H133L132 179H130V180H128L129 179V174L128 175H126L125 174V171L126 170H128V168H126L127 166H125L126 164L125 163H127V162H125V163H123V157L124 156H122V154L120 155V156H118V158L120 157V161H121V164L122 165H117L118 163L120 164V162H118L119 161V159L118 158H115V159H117V161L116 162H114L119 168L121 167V166H123L124 168V170H122L121 168V170L120 171H124V172H122V173H124L125 174V178H123L124 177V175L123 174H121L120 173V171L119 170H116L119 174H121V176L122 177H120V175L118 174V176L121 178H119V177H117V176H115V175H117L116 173H115V169L114 168H116L117 166H115L114 164H112L111 165V167L113 166V168H112V170L114 169V173L115 174H113L112 173V171L110 170V173H109V171H107L108 170V168H109V161L110 160H113L114 159V157H113V159L111 158L109 161H108V165H106V167L108 166V168H104L103 166H102V169L101 170H105V174H104V171L103 172H99V173H101V174H99V175H106L107 173H108V175L109 174H113L112 176H115V177H113V181H114V183L113 182H109V181H111V179H112V177H110V179H108L109 181H107V182H109L108 183V185H112V183L113 184H115L116 182H119V181H121L122 180V182L120 183V184H123L124 185V187H121L122 188V190H125L123 193H121V191L120 192H118V193H121V195H119V194H117V190H116V187H115V193L117 194H115V197H117V196H120V197H122L123 195L122 194H126L127 192H128V194H130V196L131 195H133V196H131V197H133V200L131 201V203H132V205L133 206H137V207H133L132 205H131V203L129 204V209H127V210H132V212L130 211V213L131 214H133V212H134V216L132 215V216H130L131 214L129 213V214H126L125 215V213L123 212V211H126V210H121V209H125V207H123V205H125V204H127V202L126 201H128V203H129V200H131V199H129V200H126L125 202H122V203H125V204H123L122 205V207L123 208H121V209H119V211H117L116 210V208H115V203L114 202H112V200H110V195H111V198L112 199H114L113 201H115L116 202V199L115 198H113V194H111L112 193V189L109 187V188H107V189H110L109 191L111 192L110 193V195H108V190H107V192L105 191L106 190V188L104 189V191L107 193V195L109 196V197H106V198H109L108 200L106 199V201H104L105 199H104V197L102 198V199H104L103 201H102V199H101V203H102V205H100L101 203L99 202L100 200H97V202L95 201L97 198L98 199H100L101 198V196H98L97 194H91V195H93V197L90 195V194H86L87 196H85V197H88L89 195V198L91 197L92 199H95V200H92V202L93 201H95L96 203H92L91 202V200L89 199V198H85L84 196H82V198L80 199L79 197H80V195H82L81 193H83V192H79V190L78 191H76V194H77V197H78V199H80L79 201H81V200H83L84 202H85V205H86V203L89 205H87L88 207H89V209H87V210H91V211H93V205L95 206L96 205V207H95V209L97 208V210L98 209H100L101 210V212H100V210H98V211H93V212H99V214L101 213L102 215H99L98 213L96 214V217H94V215L95 214H93V212H91V214H93V218H94V220L92 219V217H91V219L93 220V221H96V223H98V225L101 227V228H99V230L101 229L103 232L105 231L106 232V234H105V232H104V235L108 238V239H104V241L105 242H107L106 244H109L110 245V243H111V247H109L110 249L113 247V245H114V249H116V247L118 248V249H116L115 251L114 250H110L109 248V250L112 252V253H114L113 255H109L110 254V252H109V254H107V255H109V257L108 256H106V255H103V253H106V251L108 250H106V248L109 246H107L106 245V248H105V242H103L104 244H103V249L105 248V250H103L102 249V252L100 251L99 253H98V255H96V254H94L95 252L93 251H89L88 249H86V246L84 247L83 246V243H82V240H79L80 238H82L81 236H80V234L78 235L77 233H73L72 235H73V238L72 239H76V236H77V239L76 240H78V242H80V243H82V244H80L79 243V245H78V247H80V246H83V248L86 250H84L85 252H87V253H89L88 255H87V253H85V254H83L84 256H82V257H88V262H91L90 264H104L108 259H110V260H114L115 262L113 263V264H120V262L121 263H123V264H125L124 263V261L123 260H125V258H126V256H128V253L127 252H125L126 253V255H125V253H123V251L122 250H124V251H126L125 250V247L127 246V250L131 247V249H132V251H133V253H132V251H131V253L132 254H134L135 256L137 255V257H135L134 255H132V254H130L129 256H130V258L132 257V262H133V264H134V261H137L136 263H139L140 262V264H142V262L141 261H143V264H144V262L146 263V264H166V261H168L169 262V264H187V263H190L191 262V260H192V262L190 263V264H222V263H224V264H226V262H229V264H232V263H234V264H250L251 262V264H253V261H254V264H263V262H264V260H262V258L264 257V249H262V248H264V243H262V242H264V208H262V205H263V203H264V192L262 191H260V194H261V196L259 195V191H258V193H257V190L259 189V187H263V190H264V144H263V142H264V48H263V46H264V40H262V39H264V27H263V29H260V28H258V27H256L257 25L255 24V22L253 23L252 21L250 22H248V19H244L245 21H243L242 19L240 20V18H239V20H240V22H239V20H238V18H236ZM205 21V22H206ZM232 21V23L234 22L233 20H231ZM247 21V22H246ZM200 22V23H199ZM204 22V23H205ZM242 22V23H241ZM243 22H245V23H247V24H245V23H243ZM240 23V24H239ZM250 23V24H249ZM252 23V24H251ZM198 24H200V25H198ZM206 24V23H205ZM208 23H207V25H209ZM243 24H245V26L243 25ZM244 27H243V26ZM248 25V26H247ZM252 25L254 26V27H252ZM182 26H183V28H182ZM184 26H186V27H184ZM247 27V28H246ZM185 28V29H184ZM248 28H250V30L248 29ZM185 31H184V30ZM187 29V30H186ZM195 29V30H194ZM209 29H210V31H209ZM237 29H239L238 31H236ZM260 30V31H257V30ZM189 30V31H188ZM200 30V31H199ZM206 30V31H205ZM214 30V31H213ZM233 30V31H232ZM235 30V31H234ZM241 30V31H240ZM207 31L209 32V33H212L213 32V36L211 37V35L210 34H208V36H206V37H204L205 35H203V34H206L207 33ZM189 32V33H188ZM201 32V33H200ZM233 32H234V34H233ZM263 33V35L261 34V33ZM193 33V34H192ZM245 33V34H244ZM258 33H259V35H258ZM250 34H251V36H250ZM255 34V35H254ZM256 34H257V36H256ZM192 35V36H191ZM203 35V36H202ZM207 35V34H206ZM233 35V36H232ZM250 37H249V36ZM200 36H202V37H200ZM229 36V37H228ZM240 36V37H239ZM253 36V38L254 39H252L251 37ZM262 36V37H261ZM191 37H192V39H191ZM194 37V38H193ZM204 37V38H203ZM220 37V38H219ZM222 37V38H221ZM231 37V38H230ZM233 37V38H232ZM258 37V38H257ZM196 38H198V39H200V40H197ZM206 38V39H205ZM217 38H219V39H221L220 41H219V39H217ZM243 38V39H242ZM202 39H204V42L202 41ZM208 39V40H207ZM232 39V40H231ZM246 39V40H245ZM250 39H251V41H252V43H251V41H250ZM257 42H256V41ZM258 40H259V42H258ZM199 41V42H198ZM217 41H218V43H217ZM224 41H226V43L224 42V44H223V42ZM228 41V42H227ZM263 41V42H262ZM230 42V43H229ZM233 42V43H232ZM256 42V43H255ZM207 45H206V44ZM221 43V44H220ZM244 43V44H243ZM259 43H261V44H259ZM202 44V45H201ZM213 44V45H212ZM223 44V45H222ZM226 44V45H225ZM248 44V45H247ZM257 44V46H255ZM222 45V47L220 48V46ZM251 45H253V46H251ZM260 45V46H259ZM200 46V47H199ZM206 46V47H205ZM211 46V47H210ZM213 46V47H212ZM223 46H224V48H223ZM229 46V47H228ZM205 47V48H204ZM228 47V48H227ZM233 47V48H232ZM259 47H262V49L261 48H259ZM201 48V49H200ZM204 50H203V49ZM207 48V49H206ZM209 48V49H208ZM212 48V49H211ZM218 48L220 49V51L218 50ZM223 48V49H222ZM244 48V49H243ZM256 48V51H257V49H258V51L256 52L254 49ZM247 49V50H246ZM201 50H203L204 52H202ZM243 50V51H242ZM259 50H261V51H259ZM156 51V50H155ZM155 51H153L154 53H155ZM202 53H201V52ZM217 51V52H216ZM221 52V53H219V52ZM237 51V52H236ZM153 52H152V54H153ZM157 52V54H155V56L157 57L158 56V52L159 51H156ZM212 54V55H209L210 53ZM236 52V53H235ZM243 52V53H242ZM245 52H247V53H245ZM261 52H262V54H261ZM217 53H218V55H217ZM239 53V54H238ZM245 53V54H244ZM259 55H258V54ZM203 54H205V56L203 55ZM252 54V55H251ZM154 55V54H153ZM208 57H207V56ZM232 55V56H231ZM235 55H237V56H235ZM244 55V56H243ZM245 56H247V57H245ZM255 56V57H254ZM262 56V57H261ZM189 57V56H188ZM210 57V58H209ZM236 57V58H235ZM238 57V58H237ZM258 57V58H257ZM158 58V57H157ZM183 61H185V62H188V59L190 60L188 63H190V62H193L192 64H191V67L189 66V64L188 63H186V64H188L187 66L185 65V63H183V64H181L182 63V60ZM204 58V59H203ZM234 58V59H233ZM240 58V59H239ZM263 58V59H262ZM178 59H180V60H178ZM221 59H223V60H221ZM225 59V60H224ZM236 59V60H235ZM260 59H261V61H260ZM229 60V61H228ZM238 60H241V61H238ZM255 60V61H254ZM177 63H176V62ZM180 61V63H178ZM214 61V62H213ZM227 61V62H226ZM263 61V62H262ZM200 62V63H199ZM232 62V63H231ZM262 62V63H261ZM176 63V64H175ZM175 64V65H174ZM239 64V65H238ZM261 64V65H260ZM178 65H181L180 67H178ZM218 65V67H216ZM194 66V67H193ZM205 66H207V67H205ZM214 66V67H213ZM258 66V67H257ZM187 67V68H186ZM189 67V68H188ZM263 67V68H262ZM184 68H186V70L184 69ZM192 68V69H191ZM221 68V69H220ZM261 68V70H259ZM147 69V68H146ZM188 69V70H187ZM190 69V70H189ZM206 69H208V70H206ZM239 69V70H238ZM246 69V70H245ZM169 70V69H168ZM167 70V71H168ZM171 70L174 72H171ZM210 70V71H209ZM212 70V71H211ZM242 70V71H241ZM185 71H187L186 73H185ZM214 71V73H212ZM216 71V72H215ZM172 74H171V73ZM239 72V73H238ZM241 72V73H240ZM146 73H148V74H146ZM178 73V74H177ZM181 73V74H180ZM188 73V74H187ZM230 75H229V74ZM258 73V74H257ZM174 74V75H173ZM184 74H186L184 77H181L180 75H184ZM217 74V75H216ZM260 74V75H259ZM148 75H149V78H148ZM171 77V79L169 78V81L170 80H172V81H170V83L171 84H173L172 86H174V88L172 87V86H170L171 84L169 83V81H167L166 79H168V77ZM170 75V76H169ZM175 75H179V76H177L176 78H175ZM209 75H211V76H209ZM214 77H213V76ZM252 75V76H251ZM147 76V78H145ZM188 76V77H187ZM209 76V77H208ZM217 78H216V77ZM220 76V77H219ZM235 76V77H234ZM259 76V77H258ZM179 77H180V79H179ZM187 77V78H186ZM192 77V78H191ZM207 77V78H206ZM256 77L258 78V79H256ZM163 78H164V80H163ZM181 78H183L182 79V81H181ZM190 80H189V79ZM216 79V80H214V79ZM225 78V79H224ZM236 78V79H235ZM252 78V79H251ZM146 79H148V80H146ZM175 79V80H174ZM188 79V80H187ZM206 79V80H205ZM211 79V80H210ZM233 79V80H232ZM256 79V80H255ZM187 80V81H186ZM194 80H196V81H194ZM208 80V81H207ZM145 81V82H144ZM146 81H147V85H145L146 84ZM164 81V82H163ZM176 81H177V83H178V85H177V83H176ZM179 81V82H178ZM191 81H192V83H191ZM217 81H219V82H217ZM222 81V82H221ZM225 81V82H224ZM243 81V82H242ZM253 81V82H252ZM260 81V82H259ZM150 82H151V85H150ZM169 83V85H168V83ZM213 82H215V83H213ZM259 82V83H258ZM137 83H138V85L139 86H137ZM143 83H144V85H143ZM181 83V84H180ZM184 83V84H183ZM218 83H220V84H218ZM252 83V84H251ZM164 84V85H163ZM177 86H176V85ZM199 84V85H198ZM203 84V85H202ZM208 84V85H207ZM239 84V85H238ZM242 84V85H241ZM154 85V86H153ZM197 85V86H196ZM201 85V86H200ZM255 85V86H254ZM150 86H151V88L152 89H150ZM161 86V87H162ZM170 86V87H169ZM179 86V87H178ZM223 86V87H222ZM240 86V87H239ZM149 87V90H147V88ZM186 87V88H185ZM217 87V88H216ZM219 87V88H218ZM236 87V88H235ZM245 87V88H244ZM122 88V87H121ZM136 88H138V89H136ZM140 88H141V90H140ZM143 88H145L144 90H146L148 93L150 92V94L152 95H150V94H148V95H150V97H152V98H155L154 99V102H156L155 100H156V97H154V95L155 96H157V95H159V97L161 98V96L163 97L162 98V100L160 99V100H158L157 102H158V104L160 103L159 101H162L163 102V100H165L164 101V104H166V102H167V104H170L169 105V107L168 108H170V109H172L173 110V112H172V110H171V113L170 114H167V111H166V113L164 114V110H167L168 108L166 107V106H164V110H160L158 113H161V111H164L163 112V114H158L159 116H155V115H157V113H155L154 115L153 114H151V116H147L146 114H148V113H151V112H153V110L154 111H156L157 112V110H158V107H156L157 108V110H156V108L154 107V102H153V100H152V98H151V100H150V102H151V104L149 105V102H148V107H147V105L145 104V107H146V111L148 110V109H153L151 112H147L146 114H143V111L145 110V107H143L144 108V110H143V108L141 107V106H139V105H143L142 104V102H140V101H144V96H148V95H143V94H141L140 93V95H137V94H139L138 92H143L142 90H143ZM198 88H199V90H198ZM201 88H203V89H201ZM205 88V89H204ZM222 88V89H221ZM253 88V89H252ZM133 89V88H132ZM157 89H159V88H157ZM166 89V90H165ZM177 91H175V90ZM236 89V90H235ZM263 89V90H262ZM154 90H156V87L154 88ZM174 90V92H173V96H171L172 95V91ZM190 90V91H189ZM202 90V91H201ZM206 90V91H205ZM242 90V91H241ZM122 91V93H124L125 94V92H123ZM158 91V90H157ZM156 91V92H157ZM180 93H179V92ZM217 91V92H216ZM162 92V93H161ZM215 92V93H214ZM258 92V93H257ZM137 93V94H136ZM158 93V92H157ZM179 93V94H178ZM219 93V94H218ZM242 93V94H241ZM137 95V96H140V101H139V99H138V97H134L135 99H136V102L134 103L135 105L134 106H132L133 105V103L131 104V102L133 101L132 99H134L133 97H132V95ZM240 94V95H239ZM252 94V95H251ZM257 94V95H256ZM133 95V96H134ZM141 95H143L142 97L144 98H142L141 97ZM176 95V96H175ZM198 95V96H197ZM202 95L204 96V98H202ZM215 95H217V96H215ZM237 95V96H236ZM244 95V96H243ZM130 96V97H129ZM184 96V97H183ZM186 96V97H185ZM193 96H195V98H193ZM233 96V97H232ZM132 97V99H130ZM150 97L148 96V99L146 98V100L148 101L149 99H150ZM192 97V98H191ZM198 97H200V98H198ZM214 97V98H213ZM254 97V98H253ZM124 98H126L125 100H124ZM129 98V99H128ZM173 98H172V100H173ZM189 98V99H188ZM198 98V99H197ZM248 98V99H247ZM142 99V100H141ZM158 99V98H157ZM183 99V100H182ZM202 99V100H201ZM208 99V100H207ZM210 99V100H209ZM129 100H130V102H129ZM132 100V101H131ZM141 103H139L138 105L136 104L138 101ZM171 100V101H172ZM181 100H182V102L185 104V102H186V104L184 105L182 102H181ZM200 100V101H199ZM209 101L210 102V104L211 105H209V104H207V102L205 103V101ZM196 101H198V102H196ZM245 101V102H244ZM152 102L154 103V104H152ZM161 102V105H163V103ZM168 102H170V103H168ZM180 102V103H179ZM124 103V102H123ZM193 103H195V104H193ZM202 103V104H201ZM225 103V104H224ZM131 106H130V105ZM157 104V105H158ZM180 104V105H179ZM193 104V105H192ZM204 104V105H203ZM207 104V105H206ZM156 105V104H155ZM156 105V106H157ZM186 105H188V106H186ZM195 105V106H194ZM209 105V106H208ZM252 105V106H251ZM135 106H137V107H135ZM138 106H139V110H141V112L139 111V110H137L138 109ZM192 106V107H191ZM207 106H208V108H207ZM216 106V107H215ZM223 106V107H222ZM248 106H249V108H248ZM251 106V107H250ZM136 109H135V108ZM161 108L160 109H162L163 107L162 106H160ZM187 107V108H186ZM194 107V108H193ZM133 110H132V109ZM167 108V109H166ZM183 108V109H182ZM197 108V109H196ZM202 110H201V109ZM210 108V109H209ZM257 108V109H256ZM125 109L128 111V112H126L125 111ZM130 111H129V110ZM169 109V110H170ZM189 109V110H188ZM120 110V109H119ZM187 110V111H186ZM195 110V111H194ZM216 110V111H215ZM146 111H144V112H146ZM149 111V110H148ZM192 111H194V113L192 112ZM205 111H207V112H205ZM247 111V112H246ZM130 112V113H129ZM191 112V113H190ZM211 112V113H210ZM117 113H118V111H117ZM117 113H116V115H117ZM128 115H131L132 113V117L131 116H128ZM203 113V114H202ZM215 113V114H214ZM250 113V114H249ZM253 113V114H252ZM257 113V114H256ZM122 114V113H121ZM125 114V115H124ZM136 114H137V116H136ZM174 114H176L177 116H174ZM195 114V115H194ZM201 114V115H200ZM206 114V115H205ZM208 114H210V115H208ZM213 114V115H212ZM127 115V116H126ZM153 115V116H152ZM161 115H168V117H170V118H172L173 120H170V121H172V123H170L169 122V120H168V117H166V119L168 120V122L165 120V119H160L162 122H161V124L159 125V123H160V120H158L156 117H160ZM197 115V116H196ZM203 115V116H202ZM246 115V116H245ZM249 115V116H248ZM259 115V116H258ZM144 116H145V119H144ZM179 116V117H178ZM201 116V117H200ZM209 118H208V117ZM212 116V117H211ZM146 117H148V119L149 120H147V118ZM153 117H155V118H153ZM163 117V116H162ZM161 117V118H162ZM165 117H163V118H165ZM181 117V118H180ZM203 117V118H202ZM115 118V119H114ZM122 118V119H121ZM135 118V119H136ZM169 118V119H170ZM176 118V121H177V123H176V121L174 120ZM177 118H178V120H177ZM184 120L185 121V123H184V121H183V123L182 122H180L181 120ZM195 118H197V119H195ZM205 118H207L208 119V121L209 122H207V120L205 119ZM247 118V119H246ZM250 118V119H249ZM261 118H262V120H261ZM122 121H121V120ZM152 120V124H150L151 122H149V121H151ZM156 119V120H155ZM200 119H202V121L200 120ZM203 119H205V121H203ZM213 119V120H212ZM246 119V120H245ZM255 119V120H254ZM119 120L121 121L120 123H119ZM124 120L125 121H127V122H124ZM133 120H134V118H133ZM164 120L167 122H164ZM180 120V121H179ZM193 120H195V121H193ZM200 120V121H199ZM210 120H212V121H210ZM116 121H118V122H116ZM175 123H174V122ZM200 123H199V122ZM254 121V122H253ZM149 122V125L147 124ZM159 122V123H158ZM202 122V123H201ZM203 122H205V123H203ZM117 123V124H116ZM154 123V124H153ZM157 123H158V125H157ZM179 123V124H178ZM182 123V124H181ZM207 123H208V125H207ZM210 123V124H209ZM119 124V125H118ZM130 124V125H131ZM146 124H147V126H146ZM156 124V125H155ZM174 124V125H173ZM199 124V125H198ZM109 125V126H108ZM129 125V127H131V129H132V126H130ZM168 125V126H167ZM189 125V126H188ZM205 125H206V127H205ZM136 126V128H137V125H134L133 127H135ZM140 126L138 127L139 129H140ZM159 126V127H158ZM162 126H164V127H162ZM170 126V127H169ZM212 126V127H211ZM120 127L123 129L124 128V130L126 131V137H125V134H118V136H117V133L120 131V133H121V130L122 129H120ZM171 127H173L172 129H171ZM191 127V128H190ZM194 127H196L197 129H195ZM154 128V129H153ZM157 128V129H156ZM160 128H165V129H163V130H161L162 132H160V130L158 131V129H160ZM193 128V129H192ZM207 128H209V129H211V130H209V129H207ZM112 129V130H111ZM120 129V130H119ZM131 129H129V130H131ZM135 129V128H134ZM139 129H137V130H139ZM144 129H147V130H144ZM170 129V130H169ZM181 129H182V131H181ZM195 129V130H194ZM208 130L207 132L209 133H207V132H204L205 130ZM227 129V130H226ZM259 129V130H258ZM124 130L122 131V133H124ZM165 130V131H164ZM169 130V131H168ZM198 130H199V133H198ZM225 130V131H224ZM146 133H145V132ZM152 131H153V133H152ZM200 131H203V132H200ZM224 131V132H223ZM227 131V132H226ZM260 131V132H259ZM127 132H128V134L129 133H132L133 135L130 137V138H128L130 135H127ZM159 132L161 133V134H159ZM165 134H164V133ZM168 132V133H167ZM172 132V133H171ZM181 132V133H180ZM191 132H193V134L191 133ZM106 133V134H105ZM157 133V134H156ZM162 133H163V139H165V136H168V137H170L169 139H168V137L166 138L167 139V142H165V143H167V144H163V139L161 138H158L159 136L158 135H161V137H162ZM171 133V135H168V134H170ZM197 133V134H196ZM111 134H113L112 135V138H111ZM147 134V135H146ZM149 134H150V136H149ZM172 134H174L173 135V137H172ZM182 136V138L180 137V135ZM184 134V135H183ZM203 134V135H202ZM204 134H208L207 136L206 135H204ZM211 134L213 135V134H215V136L213 135L212 137H211ZM122 135H124V137H123V139L121 140V138H122ZM140 135V136H141ZM240 135V136H239ZM157 136V137H156ZM235 136V137H234ZM260 136V137H259ZM262 136H263V138H262ZM93 137V138H94ZM113 137H115V138H113ZM119 138V140H117V138ZM180 137V138H179ZM185 139H187L188 140V142H187V140H185ZM196 137V138H195ZM198 137V138H197ZM238 137V138H237ZM124 138H127V139H124ZM172 138V139H171ZM174 138V139H173ZM177 138V139H176ZM193 138V139H192ZM206 138V139H205ZM90 139V138H89ZM89 139H87L86 141V143L88 144V145H90L91 147H93L94 148V145L91 143V144H89L90 142H89ZM111 139V140H110ZM114 139H116V141L114 140ZM148 139H150V143H149V140ZM154 139V140H153ZM165 139V140H166ZM180 139H182V140H180ZM198 139V140H197ZM245 139V140H244ZM263 139V140H262ZM92 139H90V141H91ZM115 141L116 142V144L115 143H112L113 141ZM123 140L125 141V142H123ZM156 140V141H155ZM157 140H161L162 141V144H161V141H160V143H159V141L157 142ZM175 142H174V141ZM176 140H179V141H176ZM207 140V141H206ZM108 141H110V142H108ZM147 141H148V143H147ZM202 141V142H201ZM239 141H241V142H239ZM257 141V142H256ZM92 142V141H91ZM100 142V141H99ZM117 142H120V145L122 144V146H125V147H123V149L125 148V150H120V149H122V146H120L119 145V143H117ZM123 142V143H122ZM153 142V143H152ZM154 142L156 143V146H155V144H154ZM178 142V143H177ZM196 144H195V143ZM199 142V143H198ZM223 142V143H222ZM93 143H95V142H93ZM126 144V145H123V144ZM158 143V144H157ZM184 143V145H181V144H183ZM188 143V144H187ZM191 143H193V144H191ZM201 143V144H200ZM256 143V144H255ZM152 144V145H151ZM153 144H154V146H153ZM160 144V145H159ZM170 144V145H169ZM200 144V145H199ZM203 144V145H202ZM116 145V146H115ZM119 145V146H118ZM149 145V146H148ZM160 146V149H158L159 151H157V150H155V148L154 147H156V149H157V147H159ZM161 145H163V147H161ZM193 145V146H192ZM252 145H254V147L252 146ZM256 145V146H255ZM152 146H153V148H152ZM169 146V147H168ZM174 146H176L177 147V149H176V147L174 148ZM180 146V147H179ZM183 146V147H182ZM194 146H195V149H191V150H196V151H198V152H201V154H200V156L198 157V153L197 152H195V154H193L194 156L195 155H197L196 156V160L194 159V161H193V159L191 158V162H189L190 160H189V156H192V152H194V151H192V152H190L191 150L189 149V148H194ZM252 146V147H251ZM91 147L89 148V146H88V148H89V150L87 151L88 153H89V159H87V158H85V162L83 163V165H82V162L81 163H78V164H80V166H81V168L80 169H82L84 166H89V168L91 167V165H86L87 163L89 164V162L91 161L90 160V157L92 156V157H94V158H96L97 159V156H99V155H97L99 152H101V151H99L97 154H95L96 153V150L98 151V147L96 146V149H95V151H94V149L93 150H91ZM100 147H103V146H100ZM114 147H116V148H114ZM120 147V148H119ZM186 147V148H185ZM215 147H216V149H215ZM98 148V149H97ZM106 148V149H107ZM110 148V149H109ZM117 148L120 150V152L121 153H119V150H117ZM145 148H146V150H148V151H151V152H153V149H154V152L152 153L153 155H154V157L153 156H151L152 154H151V152H148L147 154H146V156L148 155V156H150L149 158H151V157H153V159L155 158V157H157V156H160V158L159 157H157L156 159H154V160H158V162H156V161H153V159L151 160V159H149L148 160V163H149V161L151 160L152 162H151V164L150 165H148V163H147V160H145L146 158H145V153L147 152V151H145V153H144V150H145ZM149 148H150V150H149ZM169 148V149H168ZM172 148H174V149H172ZM188 148V149H187ZM102 149H104L105 151H106V149L103 147ZM227 149V150H226ZM100 150H101V148H100ZM110 150V151H109ZM116 150V154L114 155V153L112 154V152H114ZM164 150H166V151H164ZM167 150H169V151H167ZM179 150V151H178ZM187 150V151H186ZM214 150V151H213ZM95 152L94 154H92V153H90V152ZM103 151V150H102ZM105 151H103V152H101L100 153V156L102 157L103 155H101V154H104L105 153ZM132 151V153H130ZM155 151H157V154H154L155 153ZM160 151L161 152H163L162 154H160ZM175 151V152H174ZM191 153L190 155H189V152ZM228 151V152H227ZM138 152L139 153H141L142 152V154L144 155L143 157H142V154H138ZM166 152V153H165ZM184 152V153H183ZM204 152V153H203ZM208 152H209V154L210 155H208ZM213 152H215V153H213ZM227 152V153H226ZM231 153V154H230ZM90 154H92V155H90ZM106 154H107V152H106ZM160 154V155H159ZM187 154L189 155L188 157H187ZM250 154V155H249ZM263 154V155H262ZM87 155V154H86ZM96 155V156H95ZM157 155V156H156ZM167 155V156H166ZM174 155V156H173ZM179 155V156H178ZM180 155H182V157L180 156ZM104 156H105V154H104ZM109 156V157H110ZM121 156H122V158H121ZM130 156V157H129ZM148 156H147V159H148ZM178 156V157H177ZM208 156V157H207ZM211 156V157H210ZM219 156V157H218ZM86 157V156H85ZM101 157H100V159H101ZM142 157V158H141ZM163 157V158H162ZM169 157V158H168ZM174 157V158H173ZM210 157V158H209ZM213 157V158H212ZM104 158V157H103ZM105 158H107V157H105ZM178 158H181V159H178ZM186 158H188V160L186 159ZM92 159V158H91ZM98 159H99V157H98ZM125 160V161H128V160ZM142 159L143 160H145V164H147L148 166H146L145 164H143L142 165ZM165 159V160H164ZM169 159V161H167ZM173 159V160H172ZM186 159V161H183V160H185ZM88 160H90L89 162H87ZM93 160V159H92ZM95 160V159H94ZM123 160V161H122ZM160 160V161H159ZM171 160V161H170ZM175 160L177 161V163L175 162ZM96 161V160H95ZM106 161V160H105ZM113 161H115V160H113ZM163 161V162H162ZM165 161V162H164ZM189 163H188V162ZM197 163H196V162ZM135 162H137V161H135ZM157 163L156 165H152V163ZM175 162V163H174ZM185 162V163H184ZM187 162V163H186ZM194 163V164H191V163ZM86 163V164H85ZM90 163H93V161H91ZM112 163V162H111ZM134 163V164H133ZM78 164L76 165L77 167H78ZM105 164V163H104ZM136 164V165H135ZM164 164H166V165H164ZM178 164V165H177ZM127 165H129L128 167H130V165L131 164H128L127 163ZM140 165H142V169H141V166ZM160 165H162V166H160ZM229 165V166H228ZM79 166V167H80ZM94 166V164L92 165V167ZM115 166V167H114ZM133 166H131V167H133ZM143 166L145 167V168H143ZM152 166H155V167H152ZM198 166V167H197ZM214 166H215V168H214ZM75 167V166H74ZM73 167V168H74ZM77 167H75L76 169H77ZM79 167H78V169L77 170H79ZM111 167L109 168V169H111ZM149 167H151V168H149ZM75 168H74V170H75ZM85 168V167H84ZM94 168V167H93ZM101 168V167H100ZM118 168V169H119ZM126 168V169H125ZM135 167H133V169H134ZM171 168V169H170ZM174 168V169H173ZM232 168V169H231ZM96 170H98L97 168H95ZM107 169V170H106ZM117 169V168H116ZM131 169V171H132V168H130ZM153 169V170H152ZM155 169V170H154ZM252 169V170H251ZM255 169V170H254ZM261 169V170H260ZM72 170V169H71ZM73 170V172H75ZM83 170V169H82ZM92 170V169H91ZM94 170V169H93ZM152 170V171H151ZM90 172L91 174V176H89V178L88 179H91L92 181H93V175H92V172L88 169V167H87V170L85 169V173L86 172ZM100 171V170H99ZM129 171V170H128ZM128 171H126L127 173H128ZM144 171H145V174H144ZM146 171H147V173H146ZM250 171H252V173L250 172ZM256 171H257V173H256ZM70 172V171H69ZM77 172V171H76ZM79 173L81 172V170H79L78 171ZM77 172V173H78ZM153 172H155V173H153ZM163 172V173H162ZM240 172V173H239ZM94 173V172H93ZM103 173V174H102ZM130 173V172H129ZM150 175H149V174ZM235 173V174H234ZM87 174H89V173H87ZM131 174H132V172L130 173V178H131ZM147 174V175H146ZM257 174H259V175H257ZM110 175V176H111ZM137 175V176H136ZM145 175V176H144ZM181 175H183V176H181ZM86 176V175H85ZM128 178H127V177ZM141 176V177H140ZM144 176V178H142ZM148 177V180H147V177ZM176 176V177H175ZM213 176V177H212ZM229 176V177H228ZM249 176V177H248ZM250 176H252V177H250ZM70 177H72L71 175H70ZM87 177V176H86ZM86 177H84V179H86ZM91 177V178H90ZM95 177H96V175H95ZM99 177V176H98ZM109 177V176H108ZM117 177V178H116ZM226 177V178H225ZM233 177V178H232ZM116 178V180H114ZM255 179V181H254V179ZM83 179V178H82ZM120 179V180H119ZM141 179H143V182L141 181ZM181 179V180H180ZM91 180H88V181H91ZM118 180V181H117ZM126 180H128V181H126ZM133 180V181H132ZM141 182H140V181ZM147 180V181H146ZM84 181H86V180H83V182ZM91 181V182H92ZM116 181V182H115ZM124 181H126V183H124ZM204 181V182H203ZM81 182V181H80ZM91 182H87L86 181V183L84 182V184H82V182L80 183V184H82V185H89ZM200 182V183H199ZM119 183H117V184H119ZM178 183H180L179 185H178ZM117 184H115V185H117ZM119 184V185H120ZM108 185H107V187H108ZM119 185H117V188H118V186ZM258 185H260L259 187H257V190L254 188V187H256V186H258ZM262 185V186H261ZM79 186V185H78ZM98 186V185H97ZM105 186V185H104ZM104 186L103 185H99L98 187L100 188H104ZM127 186V187H126ZM247 186V187H246ZM82 187V186H81ZM97 187V188H98ZM114 187V186H113ZM120 187V186H119ZM176 189H175V188ZM86 188V186L85 187H83V189H85ZM89 188H91L92 189V186L91 185H89ZM89 188H88V186H87V189L89 190ZM95 189H97L96 187H94ZM223 188V189H222ZM179 189V191H177ZM181 189V190H180ZM260 189H262V188H260ZM48 190V189H47ZM114 190V189H113ZM127 190V191H126ZM184 190V191H183ZM254 190H256V192L254 191ZM93 191H95V190H93ZM97 191H99V193H101L100 191H101V189L100 190H97ZM103 192V191H102ZM113 192V193H114ZM140 192V193H139ZM179 192V193H178ZM183 192V193H182ZM226 192V193H225ZM171 193H173V194H171ZM178 193V194H177ZM182 193V194H181ZM222 193H223V195H222ZM84 194V193H83ZM102 194H104L105 195V193L103 192V193H101V195ZM135 194V195H134ZM139 194V195H138ZM256 194V195H255ZM79 195V196H78ZM222 195V196H221ZM97 196V197H96ZM103 196V195H102ZM125 196H127V194L125 195ZM173 196V197H172ZM175 196V197H174ZM49 197V196H48ZM77 197H76V199H77ZM96 197V198H95ZM183 197H187V198H183ZM230 197V198H229ZM124 198V197H123ZM123 198L121 199L122 201H123ZM127 198V197H126ZM219 198V199H218ZM253 198V199H252ZM78 199L77 200H75V202H76V204H77V202L79 203V201H78ZM87 199V201H85ZM90 201H89V200ZM118 199H119V197H118ZM118 199H117V201H118ZM185 199V200H184ZM187 199V200H186ZM228 199V200H227ZM230 199V200H229ZM259 199V200H258ZM110 200V201H109ZM120 200V201H121ZM177 200V203H175L174 201H176ZM220 200V201H219ZM225 200V202H223ZM262 200V201H261ZM83 201H81V202H83ZM91 202V204L89 203V202ZM109 202V204H110V206H108L110 209H106L105 208V206L104 207H102L103 205H104V202ZM119 201V202H120ZM138 201V202H137ZM140 201V202H139ZM141 201H142V203H141ZM183 201V202H182ZM260 201V202H259ZM100 204H99V203ZM107 202V203H108ZM144 202H145V204H144ZM173 202H174V204H173ZM180 202L182 203V204H180ZM256 202H259V205H258V203H256ZM261 202H263V203H261ZM74 203V202H73ZM72 203V204H73ZM118 203V202H117ZM116 203V204H117ZM136 203V204H135ZM149 203V204H148ZM184 203V204H183ZM219 203V204H218ZM227 203V204H226ZM230 203V204H229ZM232 203H234V204H232ZM236 203V204H235ZM238 203V204H237ZM261 203V204H260ZM75 204V205H76ZM81 204H84V203H81ZM93 204V205H92ZM98 204H99V206H98ZM108 204V205H109ZM113 204H114V206H113ZM121 204V203H120ZM119 204V205H120ZM141 204V205H140ZM142 204H144V205H142ZM148 204V205H147ZM174 206H173V205ZM175 204H176V207H175ZM187 204V205H186ZM222 204V205H221ZM223 204H224V206H223ZM252 204V205H251ZM78 205V204H77ZM80 205V204H79ZM92 205V206H91ZM105 205H106V203H105ZM119 205H118V207H119ZM130 205L132 206V208L130 207ZM180 205V206H179ZM181 205H182V208H181ZM186 207H185V206ZM219 205V206H218ZM221 205V206H220ZM238 205V206H237ZM249 205V206H248ZM127 206H128V204H127ZM140 206H142V207H140ZM173 206V207H172ZM228 206V207H227ZM230 206V207H229ZM252 206V207H251ZM264 206V205H263ZM73 207H74V204H73ZM72 207V209H74ZM80 207L82 208L83 206H81L80 205ZM80 207H78L79 208V210H82ZM88 207H86V208H88ZM103 208V210L101 209V208ZM107 207V206H106ZM112 207H113V210H112ZM117 207V208H118ZM146 207H148L147 209H146ZM183 207H185V208H183ZM195 207V208H194ZM224 207V208H223ZM231 207L234 209H231ZM77 208V209H78ZM85 208V206L83 207V210L84 209H86ZM131 208V209H130ZM138 210H136V209ZM139 208V209H138ZM166 208V209H165ZM174 208H176V213H174L173 211H172V209L175 211V209ZM181 208V209H180ZM209 208V209H208ZM222 208V209H221ZM226 208V209H225ZM240 208V209H239ZM251 208V209H250ZM256 208V209H255ZM142 209V210H141ZM178 209H180V212L178 211ZM200 209V210H199ZM203 209V210H202ZM211 209V210H210ZM219 209H221V210H219ZM255 209V210H254ZM75 210H76V207H75ZM82 210V212L83 213H85L86 214V210H84L83 211ZM106 211V210H109V216L111 217H109L108 216V214H107V211L106 212H102V211ZM110 210H111V214L113 215V211H115L116 212V218H117V216L119 215V214H121L122 212L124 213V215H123V213H122V215L120 216H118L119 218L120 217H122V219H119V218H117V220H122L123 222L122 223H124V225L122 224V225H119V224H121V222L120 223H117V220L114 222V219H112V216L110 215ZM143 210H144V213H143ZM216 210H219L220 211V213L218 214V212L219 211H217L216 212ZM222 210H224V211H222ZM229 210V211H228ZM231 210H233V211H231ZM261 210H263V212L261 211ZM77 211V210H76ZM122 211V212H121ZM136 211V212H135ZM140 211H142V213H140ZM146 211V212H145ZM151 211V212H150ZM208 211V212H207ZM211 211V212H210ZM214 213H213V212ZM228 211V212H227ZM260 211H261V215L262 216H258V213H259V215H260ZM88 212V211H87ZM128 212V211H127ZM126 212V213H127ZM138 212V213H137ZM170 212V213H169ZM181 212H182V214H181ZM224 212V213H223ZM238 212V213H237ZM105 213H106V215H105ZM147 213V214H146ZM172 213H174L173 215H172ZM204 213V214H203ZM226 213V214H225ZM245 213V214H244ZM250 213V214H249ZM254 213H255V215H254ZM263 213V214H262ZM74 213L72 212V215H73ZM91 214L90 213H87L86 214V216H91ZM137 214V215H136ZM140 214L142 215L141 217H139L140 216ZM161 214V215H160ZM216 214V215H215ZM221 214V215H220ZM235 214H236V216H235ZM100 216L99 218H98V216ZM218 215V216H217ZM225 215V216H224ZM247 215V216H246ZM85 216V217H86ZM107 216V217H106ZM125 216V217H124ZM127 216V217H126ZM128 216H130V218H128ZM228 216V217H227ZM245 216V217H244ZM49 217V216H48ZM47 217V218H48ZM88 217V218H89ZM114 217V216H113ZM146 217H147V221H143V220H146ZM177 217V218H176ZM207 217H208V219H207ZM214 217H215V219H214ZM220 217V219L218 220V218ZM228 218V219H226L225 220V218ZM248 217V218H247ZM50 218V217H49ZM48 218V219H49ZM96 218V219H95ZM104 218V219H103ZM106 218V219H105ZM107 218H109L108 220H109V223L107 222L108 220H107ZM115 218V219H116ZM145 218V219H144ZM176 218V219H175ZM213 218V219H212ZM231 218V219H230ZM258 218V219H257ZM261 218H262V220H261ZM75 218H73L72 220L74 221H72V223H74V224H76L75 223V220H74ZM78 219V218H77ZM90 219V218H89ZM89 219H87L88 221H89ZM90 219V220H91ZM110 219H112V220H110ZM132 219H134V220H132ZM141 219V220H140ZM206 221H205V220ZM242 219V220H241ZM250 219V220H249ZM86 219L84 220V221H87ZM105 220H107V221H105ZM125 220V221H124ZM127 220V221H126ZM133 221L134 222V225H135V227H136V225H138L136 228H134V225L133 224H130V223H133V222H130L129 223V221ZM138 220H140V221H138ZM155 220V221H154ZM202 222H201V221ZM212 220V221H211ZM249 220V221H248ZM69 221H71V220H69ZM97 221H99V222H97ZM137 221V222H136ZM175 221V222H174ZM198 221V222H197ZM200 221V222H199ZM223 221V222H222ZM226 221H227V223H226ZM240 221V222H239ZM247 221H248V223H247ZM91 222V224H89L90 226H95V227H97V225H95L96 223L95 222H92V221H90ZM90 222H88V223H90ZM103 222H106L108 225L106 226V224L103 226ZM112 222H114V223H116V224H114V225H116V227H119L118 229L115 227H113L114 229H111V226L113 225V223ZM172 224H171V223ZM176 222H177V224L178 225H180V226H175L176 225ZM183 222V223H182ZM189 222V223H188ZM204 222H206V223H204ZM211 222V223H210ZM214 222H216V223H214ZM233 222V223H232ZM242 222V223H241ZM56 223H58V222H56ZM63 223V222H62ZM102 223V224H101ZM125 223H127L126 225H127V227L129 228H126V226H125ZM129 223V224H128ZM141 223V224H140ZM169 223H170V225L172 226V225H174V226H169ZM175 223V224H174ZM203 223V224H202ZM250 223V224H249ZM112 224V225H111ZM118 224V225H117ZM140 224V225H139ZM183 224V225H182ZM207 224V225H206ZM209 224V225H208ZM212 224V225H211ZM214 224V225H213ZM231 224H233V225H231ZM239 224V225H238ZM248 224H249V226H248ZM88 225V226H89ZM102 225V226H101ZM109 225H111L110 227H109ZM130 225H133V228H131V226ZM160 225V226H159ZM184 225H186V226H188V227H185ZM203 225V226H202ZM230 225V226H229ZM236 225V226H235ZM254 225V226H253ZM260 225V226H259ZM63 225L61 224L60 226H59V224L56 226V227H60V228H57V229H54V227H52V228H50L49 230H48V235H50V233L52 232V231H55L56 233L57 232H59V234H60V231L62 232V231H65L66 233L65 234H63V233H61L62 235L60 236V238L62 237V240L64 241V239L66 240V238L67 237H69L70 238V236H67L66 234L67 233H69L68 231H67V229L66 230H59V229H61V227H62ZM89 226V228H91ZM125 226V227H124ZM184 226V227H183ZM201 226V227H200ZM206 226V227H205ZM213 226V227H212ZM235 226V227H234ZM55 227V228H56ZM95 227H92L93 229L95 228ZM102 227H105V229H107V230H105L104 228L102 229ZM108 227V228H107ZM123 227V228H122ZM142 227V228H141ZM165 227V228H164ZM215 227V228H214ZM221 227V228H220ZM224 227H226V228H224ZM230 227V228H229ZM238 227V228H237ZM259 227V228H258ZM64 228V227H63ZM111 229V232H110V229ZM121 228V229H120ZM173 228H175V232H174V230H173ZM181 228V229H180ZM184 228V229H183ZM187 228V229H186ZM222 228H223V230L224 231H222ZM240 228V229H239ZM243 230H242V229ZM109 229V230H108ZM134 229V230H133ZM180 229V230H179ZM198 229V230H197ZM210 229V230H209ZM215 229H216V231H215ZM219 229H220V231H219ZM229 229V230H228ZM258 229V230H257ZM52 230V231H51ZM95 231L96 230H98V228L97 229H94ZM122 230V231H121ZM130 230H131V232H130ZM163 230V231H162ZM166 230V231H165ZM171 230V231H170ZM186 230V231H185ZM236 230V231H235ZM49 231H50V233H49ZM102 231H99V233H101L100 235L102 236L101 238H103L104 237V235H102ZM134 231V232H133ZM165 231V232H164ZM169 233H168V232ZM172 231H173V234H176L175 236H178L179 238H175V236L173 235V234H171L172 233ZM229 231V232H228ZM259 231H261V232H259ZM55 232H53L54 233V238L56 237V233ZM115 232V233H114ZM118 232L120 233V235L118 234ZM121 232H122V235H124L125 233H127V235L125 236V237H123L122 235H121ZM130 232V234H128ZM167 232V233H166ZM179 232H180V234H179ZM189 232V233H188ZM208 232V233H207ZM212 232V233H211ZM226 232V233H225ZM232 232V233H231ZM239 232V233H238ZM244 232H245V234H244ZM249 232V233H248ZM256 232V233H255ZM110 233H112V234H110ZM117 233V234H116ZM178 233V234H177ZM183 233V234H182ZM241 233V234H240ZM248 233V234H247ZM260 233H261V235H260ZM115 234V235H114ZM163 234V235H162ZM168 234H171V235H169L170 237H168ZM216 234V235H215ZM220 234V235H219ZM223 234H224V236H223ZM231 234V235H230ZM242 235L241 237H240V235ZM252 234V235H251ZM256 234V235H255ZM258 234L260 235V236H258ZM47 235V236H48ZM58 235V234H57ZM64 235L65 236H67L66 238H64ZM76 235V236H75ZM112 235H114V237L112 236ZM116 235H118L119 237L121 236V237H123L122 238V240H121V237L120 238H118V236H116ZM144 235V236H143ZM206 235H207V238H206ZM212 235V236H211ZM228 235H229V237H228ZM236 235V236H235ZM245 235V236H244ZM250 235V236H249ZM109 236V237H108ZM127 236H131V238L130 237H127ZM162 236L164 237V238H162ZM197 236V237H196ZM210 236L211 237H213V238H210ZM216 236V237H215ZM221 237V239H220V237ZM238 236V237H237ZM244 236V237H243ZM254 236V237H253ZM257 236V237H256ZM50 237H52V236H50ZM49 237V238H50ZM58 237V236H57ZM115 237H117V238H115ZM133 237V238H132ZM181 237H185V239H184V241L183 242H181V240H183V238L181 239ZM210 239H209V238ZM218 237V238H217ZM224 239H223V238ZM226 237V238H225ZM47 238V237H46ZM53 238V239H54ZM105 238V237H104ZM113 238H114V240H118L117 242L116 241H114L113 240ZM124 238H125V241H124ZM127 238H128V240H127ZM130 238V239H129ZM136 240H135V239ZM160 238H161V240H160ZM167 238V239H166ZM188 238V239H187ZM252 238H254V239H252ZM256 238H258V239H256ZM259 238H261V239H259ZM48 239V238H47ZM52 239V240H53ZM57 239V238H56ZM58 239H59V237H58ZM57 239V240H58ZM71 239V238H70ZM74 239V240H75ZM111 239V240H110ZM163 239H165V240H163ZM177 239H179V240H177ZM209 239V240H208ZM213 240V242H212V240ZM215 239L217 240V242L215 241ZM219 239H220V241H219ZM225 239H227V240H225ZM231 239H232V241H231ZM237 239V241H235ZM251 239V240H250ZM49 240V239H48ZM55 240V239H54ZM69 239L67 238V240L65 241V242H67ZM120 240V241H119ZM157 240V241H156ZM188 240V241H187ZM190 240H192V241H190ZM224 240V241H223ZM254 241V243H253V241ZM261 240V241H260ZM59 241V242H58ZM58 241H56L55 240V242L57 243H60L61 244V240H58ZM133 241V242H132ZM136 242V244H135V242ZM165 241V242H164ZM180 242L179 243V245L177 244L178 242ZM186 241V242H185ZM199 241H201V242H199ZM207 241V242H206ZM218 241H219V243H218ZM224 243H223V242ZM233 241H234V243H233ZM251 241V242H250ZM50 242H51V240H50ZM69 242H70V240H69ZM72 242V241H71ZM73 242H75V241H73ZM109 242V243H108ZM121 244H120V243ZM124 242V243H123ZM127 242V243H126ZM130 242V243H129ZM142 242V243H141ZM147 242V243H146ZM172 242V243H171ZM184 242H185V244H184ZM216 242V243H215ZM220 242H221V244H220ZM229 242V243H228ZM233 243L234 244V246H235V248L237 249V251H234V246H233V244H231V243ZM255 242L256 243H258V244H260L259 246H258V244H257V246H256V244H255ZM55 243V244H56ZM137 243H140V244H137ZM161 243H162V245H161ZM175 243V244H174ZM189 243V244H188ZM199 243H200V245H199ZM204 243H205V245H204ZM208 243H210V245L212 246V245H214V243L217 245H214V247H213V249H215V250H213L212 249V247L208 244ZM246 243V244H245ZM250 243V244H249ZM263 245H262V244ZM52 244H54V241H52ZM71 244V243H70ZM77 243H75V245H76ZM118 244V245H117ZM123 244H125V245H123ZM131 244H133V246L131 245ZM185 245V247L183 246V245ZM195 244V245H194ZM197 244H198V246H197ZM219 244H220V246H222V251H220L221 250V248L219 247ZM222 244H225V245H222ZM228 244V245H227ZM236 244H238V245H236ZM115 245H116V247H115ZM119 245H120V247H119ZM131 245V246H130ZM139 246V248H142L144 251H145V253H144V251L143 252H141L140 253V251H138V250H141V249H138V247L137 246ZM180 245H181V247H182V249H185V250H181V247H180ZM230 245V246H229ZM243 245V246H242ZM246 245V246H245ZM253 245V246H252ZM73 246H74V243H73ZM77 246V245H76ZM76 246H74V248H78V247H76ZM123 246H124V248H123ZM130 246V247H129ZM146 246V247H145ZM168 246V247H167ZM191 246H192V248L195 246L196 248H197V250H195L196 248L194 247L193 249L191 248ZM204 246V247H203ZM206 246H208V248L206 247ZM228 248H234V249H228ZM239 246V247H238ZM242 246V247H241ZM261 246H262V248H261ZM136 247H137V249H136ZM144 247L146 248V249H148V251L146 250V249H144ZM188 247V248H187ZM241 247V248H240ZM244 247V248H243ZM254 247H259V248H257V250H256V248H255V250H254ZM73 247L71 246V249H72ZM136 250H135V249ZM157 248V249H156ZM199 248L201 249V250H199ZM211 248V249H210ZM216 248H218V249H216ZM240 248V249H239ZM131 249H129V250H131ZM134 249V250H133ZM187 249V250H186ZM191 249V250H190ZM206 249H208V251H206ZM223 249H225V250H223ZM226 249H227V251H226ZM241 249H243L242 251H241ZM249 251H248V250ZM75 250V249H74ZM80 250V249H79ZM88 250V251H87ZM155 251V253L153 252V251ZM176 250V251H175ZM179 250H181V251H179ZM189 250H190V252H189ZM254 252V251H256V252H252V251ZM260 250H262V251H260ZM80 251H82V250H80ZM122 251V252H121ZM134 251H136V252H134ZM147 251V252H146ZM183 251H184V253H186V254H184L183 253ZM214 251V252H213ZM220 251V252H219ZM224 251H226V252H224ZM228 251L229 252H232V253H228ZM119 252V253H118ZM130 252V251H129ZM151 252V253H150ZM171 252V253H170ZM177 252V253H176ZM180 252H182V254L180 253ZM193 252V253H192ZM198 252V253H197ZM213 252V253H212ZM219 252V253H218ZM238 252V253H237ZM244 252V253H243ZM76 253H77V251H76ZM80 254H81V252H79ZM102 253V254H101ZM111 253V254H112ZM118 253V254H117ZM151 255H153V256H151ZM189 253H191V254H194V256L196 257H194L193 255H191V254H189ZM210 253V254H209ZM215 253V254H214ZM218 253V254H217ZM226 255H225V254ZM236 255H235V254ZM241 253H243V254H241ZM246 253V254H245ZM250 253H251V255H250ZM263 255H262V254ZM72 254H73V252H72ZM78 254V253H77ZM79 254V255H80ZM117 254V256L115 257V255ZM123 254V255H122ZM138 254H140V256H138ZM142 254V255H141ZM166 254L168 255V256H166ZM171 254H172V256H171ZM190 256H189V255ZM203 254V255H202ZM222 254H224L225 256L222 258L221 256H222ZM227 254H229V255H227ZM235 256L234 258H233V255ZM240 256H239V255ZM253 254V255H252ZM70 255V254H69ZM76 255V254H75ZM122 255V257L124 258V259H122V257H120ZM125 255V256H124ZM165 255V256H164ZM176 255V257H174ZM178 255H181V256H179L178 257ZM187 257H186V256ZM210 255H211V257H210ZM213 255V256H212ZM218 255H220V256H218ZM231 255H232V257H231ZM238 255V256H237ZM244 255V256H243ZM250 255V256H249ZM258 255V256H257ZM71 257H70V259L69 260H75V258L77 257H75L74 259L72 258V256H74V255H70ZM101 256V257H100ZM103 256H106L107 257V260L103 257ZM112 256L114 257V258H112ZM133 256L136 258V259H134L133 258ZM144 256V257H143ZM170 256V257H169ZM185 256V257H184ZM192 256H193V258H192ZM197 256H199L198 258H200V259H198L197 258ZM228 256H229V258L231 259V258H233L234 260H232L231 259V261L229 260V258H228ZM96 257V258H95ZM100 257V258H99ZM118 257V258H117ZM120 257V258H119ZM163 257H165V258H163ZM172 257V258H171ZM208 260H210L211 258V263H210V261L208 260H206L205 258ZM209 257V258H208ZM247 257V258H246ZM251 257H253V260H252V258ZM257 257V258H256ZM84 258H83V260H82V262L84 261ZM156 258H158V259H156ZM161 258V259H160ZM168 258H169V260H168ZM174 258V259H173ZM178 258H180V259H178ZM189 258V259H188ZM215 260H214V259ZM227 258V259H226ZM237 258H240V260L239 259H237ZM254 258H256V261L259 259V263L257 262L256 263V261H255V259ZM77 259H81V258H77ZM75 260L74 262H68V264H74L76 261L78 262V260ZM116 259V260H115ZM119 259V260H118ZM139 259H141V260H139ZM163 259L165 260V261H163ZM178 259V260H177ZM182 259H183V261H182ZM186 259V260H185ZM196 259H198L197 261H196ZM205 259V260H204ZM220 259H222V261L220 260ZM226 261H225V260ZM236 259V260H235ZM250 259V260H249ZM264 259V258H263ZM94 260V261H93ZM99 260V261H98ZM101 260V261H100ZM105 261L104 263H103V261ZM121 260V261H120ZM139 260V261H138ZM171 260H172V262H171ZM175 260H177L176 262H175ZM180 260V261H179ZM204 260V261H203ZM228 260V261H227ZM242 260V261H241ZM247 260V261H246ZM250 262H249V261ZM260 260H262L261 262H260ZM97 261L99 262V263H97ZM120 261V262H119ZM163 261V262H162ZM185 261V262H184ZM194 261V262H193ZM198 261H200V262H198ZM218 261V262H217ZM220 261V262H219ZM225 261V262H224ZM239 263H238V262ZM77 262L75 263V264H77ZM80 262V261H79ZM84 262H87V261H84ZM111 261H109L108 260V262L106 263V264H111L110 263ZM159 262V263H158ZM165 262V263H164ZM175 262V263H174ZM205 262V263H204ZM66 264H67V262H66ZM79 264H81V263H79ZM83 264H86V263H83ZM88 264V263H87ZM228 264V263H227Z\"/></svg>",
    "mask_w": 264,
    "mask_h": 264
},
{
    "label": "snow or ice",
    "instance_id": "snow-or-ice-1",
    "mask_svg": "<svg viewBox=\"0 0 264 264\" xmlns=\"http://www.w3.org/2000/svg\"><path fill=\"white\" fill-rule=\"evenodd\" d=\"M0 39H6L5 37H0Z\"/></svg>",
    "mask_w": 264,
    "mask_h": 264
}]
</instances>
